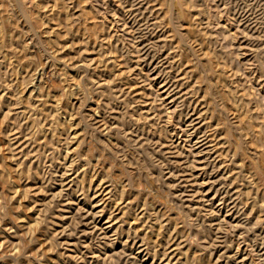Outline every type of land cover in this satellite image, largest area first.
Here are the masks:
<instances>
[{"label": "rangeland", "instance_id": "obj_1", "mask_svg": "<svg viewBox=\"0 0 264 264\" xmlns=\"http://www.w3.org/2000/svg\"><path fill=\"white\" fill-rule=\"evenodd\" d=\"M85 1H86L85 4L83 2V4H81V5L86 9L87 14H86L85 18H82L80 20L72 18L73 24H74L72 27V29H73L72 34L75 36V35H77L76 31L78 32L79 30H85L87 27L93 26L94 29H92V27H90V30L91 29L95 30V32L98 33L99 35L101 32V34L105 35L106 39L109 38V40L111 41L110 42L107 39L108 45L107 44L104 45V46H107L108 48L105 47V49H104L102 47V49H103L102 52L104 54L103 56H105L106 59L114 57V58H117L116 60H118V58L119 59L122 58L121 60H123L126 56H128V58H129L128 60L130 61V63H132L133 66L136 67L135 69H136V72L138 73L137 79H133L131 77L130 78L126 77L124 79L116 78L115 77L116 74H119V72H120V70L118 68L119 66L117 67V66H114L112 64L108 65L107 62L105 61L106 60L105 58L103 59L102 63H100V66H99L100 69H98L99 71L98 70L95 71L93 69V67H88V68L84 67L85 70H83V67L81 66L82 62H78L80 64H78L76 62V60L78 59V57H75L76 53L74 54L73 51L70 52L71 51L70 50L71 48L69 45L70 44V42H69L70 36L69 37H68V35L65 36V34L63 33L64 35L63 34L62 35L65 36L66 38L63 37V39H60L62 37V35H60L59 39H55L52 35L50 36L46 32L48 30V28L51 26V23H48V25L42 24V23H40V22H42L41 19H40V22H37L38 24L36 23L35 18H37V16H39L41 18V14L43 13L41 11H44L41 9V6H40V9L37 5L26 6L27 10L23 11L21 9L20 5L17 2H15L14 0H12V1L0 0V7H1L0 8V14H1L0 15V35H2V36H0V40H1V38H3V40L8 42V43L3 42L4 43L3 45L0 44V46L2 47V48L0 47V81H1L0 85L2 84V86H3V87L1 86L2 88H0L1 89L0 95L1 94L2 95L8 94L9 97L6 95L8 98V99L7 98L5 99L6 102H12L13 101L12 100L13 95H16L17 97L19 96L20 100L18 98L17 99L20 102H22V105L19 104L17 106V107H20V108H18L19 110L14 109V111H12L11 116L9 117V118H12V119H10V123L8 122V124H11V126L6 124L7 123L5 120L6 118L3 119L4 114L8 111V107H6V104H3V105L0 104V124L2 122V119L5 121V123L3 121L2 124L0 125L2 127V128L0 127V129H2V130H0V178H1L0 179V245H2V246H0V264H40V263L41 264H45V263L57 264L58 262H56V261L53 262V261L54 260H60V259H62L61 260L62 262L58 263V264H64V263L68 264V262L66 260V254H68V250H67L66 246L65 245L63 246V243L61 245L60 242H59V244H56L58 241H61V240L57 239L58 237L54 236V234H53L54 233V230H53L54 227H51L49 225L50 223H48V225H47V222H51L50 216L48 218V215L42 214V213L40 214L39 208H41V207L40 206L38 207L36 205L35 201H33V200H36L35 197L26 196L27 197L26 198L24 196V192H22L23 190L20 191V189H22V186H24L27 183L28 180H26V179H29V178L26 174H21L22 177L19 178L20 175L16 171L17 169H16V166L14 165L15 163L13 162L12 159H10L11 157H9L11 155V152L9 151V148H8L9 147V143H8L9 136H7L8 135L7 133H9V131L12 130L13 127L15 128V124H13L11 122V120H13V118H16L18 123L20 122L21 124H23V122H25L23 124L24 125L23 130L26 127L25 128L26 131L24 130L23 134H28L29 140L31 143V145L28 148V151L31 150L30 152H32V153H30V155H32V156L29 157L30 159L29 158L26 159L25 156L23 158H25V160H27L30 164L32 163V165H35V164H36L35 166L38 165L39 168L42 169V173H44L43 176H46V177L49 175L48 165L50 164L51 160H54V162H56L55 163L56 165L62 164L64 161L63 157L65 156V154L67 152V145H69L71 143L72 145L70 144L71 146L70 147L68 146V148H70V151H74V149L72 150V148L73 147L75 148V146H77L79 140H82L83 142L81 144L82 145L84 144V145L82 146L80 144V146H79V148L81 147L80 149L75 148V151L78 150L77 153L74 151L72 154H70L73 157H75L76 155L78 156V158H77V159H79L78 162H81V163H77V168L79 166H81L80 170L82 171L85 169L83 172H86V173H82L80 171L82 173L81 177L84 175V182H83V179L81 180V177H80V180L83 183L80 181L79 184L84 186V187L86 186L87 189L89 188V185L92 186L93 188H95V186L98 183H100L102 179H104V181H107L108 182L107 184H112L114 186L115 191L113 190V196H111L110 199L107 198L105 200L106 203L109 204L108 205L109 209L107 210L106 216H109L111 214V211L115 208V205L117 202L120 204V203H123L124 200H125V202L123 203L122 206L128 205L127 206V212L131 211V212L127 213L129 215H126V217H128V219L125 217L124 218L125 222L124 223L121 222L122 226H123L122 232H121V229H119L118 234L124 235L123 233H126L127 232L126 230H128L129 228H130L131 232L133 233L134 229L140 228L139 233H142L141 235L146 234V238H147L149 244L152 245V243H153L154 244L153 248H155L156 251L158 250L157 251L158 254L156 257L147 256L143 261H142V255L143 254L140 253V255H139L137 250H132V252L129 251L130 252L129 255L131 254V256L129 258H127L126 256L121 257L120 255H118V257H117V255H116L115 258H112V259H114L113 263L115 261L114 264L118 263V261H119L118 264H125V262H123L124 260L126 261V264L133 263L134 261L137 262L138 264H142V262H146V264H151L153 261H154L153 264L160 263V261L163 257L162 255L165 252V249L168 248V244H167V247L165 245L166 240H169V241H167V242H169V247H170V245L172 246L174 243V241H172L173 238H171V237H173L172 236L173 235L172 230L176 226L175 225L176 221H174V219L172 218L173 221L171 219L170 224L167 227L166 226L163 227V229H164V231H163V229L160 228L161 227V221L164 220L165 218L168 219V217H177V216H180L181 220L183 219L184 222L189 224V225L188 224L182 225L180 223V226H184L183 228L182 227L179 228V226H178V229H180V231H181L179 235L184 236V240H185V242L181 245L179 252H178L179 253L178 255H180V256L179 257H178V255L176 256V259H178V258L181 259V260L179 259L181 261L180 264H194L195 261L197 262L195 264H225V263L226 264H264V258H263L264 257V252H263L264 251V214H263L264 213L263 212L264 211V203H263V207L260 208V206H258V205L262 204L261 199L260 198H257V200L253 199L255 197V193L257 191L256 187H258L259 190L261 189V191H260L261 193L264 191V178H263L264 177V174H263L264 173V165H263L264 164V137H263L264 132L262 131V130H264L263 129V127H264V116H263L264 115V0H185L187 3V6H188V8H187L188 9L187 10L188 15L186 17V24L187 25L192 24L195 29L199 30L198 33L200 32L199 34L201 35V39L203 42L202 44H204L203 45L204 50L207 51V57H209L211 59L210 60L209 58H207V60L209 59L210 61H212V63H210V61L207 63H205L206 61H201L202 63L200 62V60L193 54L192 49L195 46V44L193 42H191V40L188 39V41H187V39H186V41L184 40L181 42V45L183 46L181 50H182L183 60L185 61V63H187L188 61L189 62L192 61V62H190V64L194 66L195 63H193V62L196 61V65L194 67H195V69H197V71H199V72H197L195 70L196 75L197 76L200 75V79L201 78L203 79V80L201 79L202 83H200L201 84L200 88L202 86V88L200 89L201 92H203L207 88L206 87L207 85H208V87H210V88H207L208 93L210 94L207 96V97H209L207 99L208 100L210 99L209 101L212 100L211 101L212 104L210 106L211 107L210 108L211 109L210 110V116H212L213 123L217 124L218 121H222V123L225 122L227 124V125H225L224 130L227 131V129H228V133L230 132L229 137L231 136L230 138H228V140L230 139L229 140L230 142L227 141L229 143V144L227 143V145H229L228 146L229 149L231 148L230 149V155L232 153V155L230 156L231 159L229 162L230 167L236 173H238L240 171H241V173L243 172L242 174L238 173L239 175L241 174L240 175L241 182L244 183L243 184L244 188L248 187L250 189V193L252 194V195L250 194V196H252L253 198H251V197L249 198L248 194H247L248 196L246 194L242 195L243 193L240 195L237 191L234 192L233 190H231V192H230V189H231V187H230L231 183L230 182H228V184L230 183L229 184L230 186L227 183H224V185L219 184V185L211 188L212 190L210 189V187H206L204 189L199 188V191H198V188L196 187V188H194V190L191 191L192 194H191V192L188 191V193L186 192L187 195H184L182 197L179 195V192L174 191V189L171 187L172 183L169 182V180H168V173L172 170H176L177 168H175V165L171 162L172 160H169V157H171V156H168V154H166L165 152H164V154H163V152H162V154L161 153L158 154V152H156V150L158 149L157 144H153V145L149 144L143 150V148H137L133 143H129L130 139L128 137L125 138L122 135L125 133H120V131L118 132L116 130H112V131H108V132H107V130L101 131L100 129H98L96 127V125L93 123L94 121L91 119L92 118L91 115L93 114V112L89 108L92 106H95L97 99L101 98L102 95H101L100 89L97 87L98 83L97 82L95 83V81L101 80L102 82H104V81L106 82L108 80H111L112 85L110 84V91L113 95V99H115L116 97L118 99H121L119 102L117 99V101H116V104H118L117 106L121 107L122 109L126 108V111L124 109H123V111L126 112V116H127V118H126V128L127 129L129 126H131L130 127L131 129L133 128L132 130H136V128H138V126L140 129H142L144 126L145 129L151 130L152 132L155 133V135H154L155 139H157L158 137H161V138L164 137L166 139H169L171 137L170 139H172V140L174 139L176 144L179 146V149L181 150L182 160L187 161V162L189 160V162H190V164L188 165L189 169L190 170L195 169L194 173L196 176L199 175L200 179L201 178L209 179L212 176L211 174L215 170V167L211 163H209V161L207 159L204 158L205 157L204 154L198 156L199 155L198 154L199 147H197V146H199V145H197L195 141H196V138L199 135V133H197V131L194 132L195 131L194 126H192L191 122L189 123V117H188V114L186 111L187 110L186 107H187L188 103L186 105H185V103L183 104L182 100H180V95L178 96V95L174 94L173 91H172L173 93L170 92V90L167 87H165L166 86L165 84H167V82H169V80L171 81V80L176 79L177 78L176 73L178 72L177 73V75H178L180 72V64H179V59H178V58H180V56H178L180 54H178L176 56H175V54H173V50H172L173 42L167 41L166 43H162L160 41V39H159L160 37L158 34H160L161 27L163 29V25L159 26L160 24L157 23L158 22V15H157L156 9L154 8L155 9L154 10L152 7V11L154 10L152 12L151 6H147L146 4L142 5V3L140 5L141 0L140 1H138V0H121V1L120 0H85ZM57 2L58 3L56 6V9H55V12H59V9L60 10L62 9L61 10L62 12L61 11L59 12L62 14V13H64L65 10L69 9V11H70L69 13H73V11L76 10L75 8L73 9V7H68L70 5L62 3V0H57ZM14 3H16V4H14ZM134 4H135V6H134ZM64 5H66V6L63 8ZM136 6H137V8H136ZM141 6H142V8H140ZM10 9H13V10H10ZM136 9L138 10L139 13L137 12ZM144 9H146V11L147 10L148 11L146 12ZM173 9L171 10V15H170L171 17L169 16L166 20V24H168V26L172 25L171 23H174L176 20V17H173V16H175L176 11ZM6 10H8L9 12L11 11V12L9 13ZM29 11H30V13H29ZM142 11H145V14ZM173 11H174V13H173ZM66 12H68V11H66ZM149 13L150 14L152 13L151 14L152 16H150ZM42 15H44V14H42ZM189 15H190V17H189ZM6 16H7V18H6ZM34 16H35V18H34ZM155 16L157 17V19H155L156 18ZM86 18H87V20H86ZM170 19H171V21H170ZM45 20H47V17H45L43 19V21H45ZM153 20H155L156 22L152 23ZM94 22H95V24H94ZM145 22H146V25H145ZM33 23H34V25H33ZM93 24L95 25V27ZM153 24H154V26H153ZM98 25H100V26H98ZM123 26H125V27L123 28ZM138 26H140V27H138ZM45 27L47 30L45 29ZM146 27L148 30L145 29ZM39 29H41V30H39ZM75 29H77V30H75ZM146 30H147V32H146ZM154 30L156 31L155 35L153 34L155 32ZM146 33H147V36H145ZM150 34H151V36H150ZM143 35H144V37H143ZM152 35L154 38L152 37ZM3 36L5 37V39ZM16 36H18V38ZM47 38L51 43L46 40ZM140 38H142V40H140ZM144 38H147V40ZM154 39H155V41L156 40L157 41L155 42ZM134 40H135V42H134ZM11 41H13V42H11ZM60 41L64 43V46L69 45L68 48H70V49H68L66 46L63 47L62 46L63 43H61ZM150 41H151V43H150ZM152 41H154V42H152ZM147 42L149 44H146ZM0 43H2V40ZM11 43H13L12 46L10 45ZM56 43H58L59 45ZM152 43L154 46L152 45ZM101 44H103V42H101ZM144 44H145V46H143ZM158 44H159V46H158ZM161 44H163V45L161 46ZM23 45L25 48L23 47ZM155 45H157L159 48L161 47L162 49L161 48L159 49ZM169 45H171L172 47ZM14 46H15V48H14ZM148 46H149V48H146ZM63 48H65V50H62ZM156 48H158V50H156ZM1 50H2V52H1ZM66 50H68V53ZM155 50L157 53L155 52ZM56 51H58V52H56ZM61 51L64 53H62ZM141 52H143V53H141ZM148 52H151V55ZM153 52H155V55ZM168 52L169 53L171 52V53L169 54ZM58 53L60 55H58ZM88 53H89L88 56H90L91 58H95V57H93L94 55H91V54H93L92 52L89 51ZM145 54H147V56ZM157 54H158V56H157ZM71 55H73L74 57H72ZM66 56H67V58H65ZM151 56L152 57L154 56V57L152 58ZM163 56L164 57L165 56H171V57H168L167 58L168 60H167ZM58 57H59L60 61L57 60ZM90 57H89V59H91ZM176 57H177V59H176ZM62 58H65L66 60L63 59V61H62ZM74 58H76V59H74ZM144 58H145V60H144ZM162 58H163V60H162ZM160 59H161V61H160ZM169 59H170V61H169ZM69 60L71 61L72 64L70 63ZM172 61H173V63H172ZM175 61H176V63H175ZM161 62H163V64H161ZM203 63H205V64H203ZM29 64H30V66H29ZM101 64H103V65H101ZM169 64H170V66H169ZM197 64H199L198 65L199 67L196 68ZM211 64H212V66H211ZM73 65H76V66L78 65V68L75 69L76 66H73ZM162 65L164 68L162 67ZM167 65L169 67H167ZM175 65H177V66H175ZM1 67H3V68H1ZM57 67H58V69H57ZM113 67H114V69H113ZM175 67L179 71H177ZM116 69H118V70H116ZM161 69H164V71ZM168 69L170 71H172L173 73L170 72ZM157 70L158 71L160 70V74H158L159 72ZM211 70H214V71H211ZM59 71H61V73ZM67 71L69 72V74L70 73L71 74L69 75ZM116 71H118V72H116ZM62 72H64V73H62ZM98 72H99V74H98ZM151 72H152V74H151ZM163 72H164V74H163ZM221 72L223 73L222 75H221ZM61 74L62 75L65 74L66 77L65 76L62 77ZM74 74L76 75L75 77H77V78L73 77ZM102 74H104V75L106 74V75L104 76ZM156 74H157V76L159 75L158 78L157 77L155 78ZM213 74L215 76L217 75V77L220 80L219 81V87L223 88V89L221 88V90L223 92L222 96H224V98L222 97L223 100H221V98H220L221 96L217 93L216 87L214 86V88H212L213 86H210V85H212L210 78ZM166 75H167V78H166ZM109 76H110V78H113V79L108 78ZM162 76H164V77H162ZM168 76H170L171 79H169ZM171 76H173V77H171ZM201 76H203V77H201ZM103 77L107 78V80L105 78L103 79ZM114 77L116 79H118V81L121 83L116 81V79H114ZM152 77H154L155 79H153ZM68 78H70V79H68ZM71 78H72V80H71ZM221 78L223 81L221 80ZM74 79H76L77 81ZM93 79H94V81H93ZM204 79H206V81ZM122 80H125L126 82L123 81V83H122ZM113 81L117 82V83L113 84ZM208 81H210V82H208ZM74 82L78 85L74 84ZM163 82H165V84H163ZM204 82H206V83L204 84ZM224 82L227 85L223 84ZM6 83L11 84V85L10 86L8 85V87H5V85L7 86ZM221 83H222V86H221ZM74 85H76V89H75ZM128 85H132V87H135V86L139 87L141 91H144V93H146L145 98L142 101H139L133 95H130V96L125 95V96H127L126 98H125V96H123V97L120 96V91H118V88H120V87L124 88L125 86L127 87ZM77 86H78V89H81V90H77ZM140 86H142V87H140ZM223 86L225 87V90H224ZM9 88H12L13 90L12 89L9 90ZM116 88H117V92L115 91ZM2 89H4V90H2ZM33 89H34V91H33ZM113 89H115V90H113ZM5 90L6 91L8 90L7 91L8 93ZM48 90H51L52 92H50ZM53 90L55 91L56 99L53 96V94L51 95V93L54 92ZM74 90L77 92H75ZM97 90H99V92ZM112 90L115 92H113ZM119 90H121V89H119ZM166 90H168L170 93ZM12 91H14L15 94ZM30 91L31 92L33 91L32 96H34L37 99L35 101V98L33 97L35 103L38 104L39 101L41 102L40 105L38 104L36 110H33L31 112L29 111L31 109L29 107H27V105H26L27 103L25 100L27 98V96L30 94ZM56 91H58V93ZM79 91H80V93H79ZM162 91H164V92H162ZM82 92L84 93L85 96H87V98L83 95ZM61 93H62V95H61ZM65 93H66V95L68 94L67 97H66V95H65V97L63 96ZM114 93L115 94L117 93L118 95L116 94L117 96L116 95L114 96ZM244 94H245V96H244ZM78 95L79 96L83 95V96L80 98ZM217 95H219V97ZM49 96L51 98L53 96L54 100H56V101L54 102L53 99L50 101L51 98L49 99ZM165 96H169V97H165ZM173 96H174V98H173ZM24 97H25V99H24ZM83 97H85V98H83ZM57 98H60L61 100L60 99L57 100ZM123 98H125V100ZM127 98H129V99H127ZM171 99L173 101H171ZM231 99H233L234 101H232ZM75 100H77V102H75L76 105L74 104ZM132 100L134 103L132 102ZM224 100L227 102H225ZM80 101H81V103H79ZM83 101H85V105H84ZM93 101H95V102H93ZM136 101H137V103H136ZM178 101H179V103H178ZM223 101H224L225 105H224ZM53 103L57 104V106H56L57 108L54 109L52 107ZM138 103H140V104H138ZM61 104L64 108L61 106ZM80 104L84 106V107L82 106L83 107L82 109H81ZM121 104H124V105H121ZM127 104L128 105L133 104V105L128 106ZM176 104H178V105L180 104L179 105L180 107ZM43 105L45 108L41 107ZM71 105H73V108H70V107H72ZM46 106H49V108ZM177 106H178V108H176ZM182 106H184V107H182ZM212 106H214V107L216 106L214 108L215 109V113H213L214 115L211 114L212 112H214V110H212L213 109ZM229 106H231L230 107L231 109H229ZM261 106H262V109H260ZM65 107L66 108L69 107L68 108L69 111ZM235 107H236V109H234ZM24 108L29 109L28 110L29 114L30 113L31 114L29 115L28 111H26V113H25L26 115L24 114L23 116L22 115L17 116V114H14L15 112L20 111V109L23 110ZM152 108H153V110H152ZM173 108H176L177 110L176 109L175 110L177 112H175V110ZM41 109H42V112H41ZM64 109H66V110H64ZM172 109H173L174 113H173ZM254 109H255V112H253ZM76 110H78V112ZM235 110H237L236 112L238 114L235 112ZM54 111H55V114H57V115L59 114L60 118H58L59 116H57V115L55 116V114L53 113ZM59 111H61V113H59ZM144 111L145 112L147 111L148 114L146 115L145 113H143ZM40 112H41V114H40ZM71 112H74L73 115H71L72 114ZM183 112H184V114H183ZM230 112H232V113H230ZM233 112L237 116H243V117L249 119L248 123L249 124L251 123L250 124L251 129H253V131L257 132V133H255L252 131V135L249 136L252 138H249V137L245 138L247 136L244 133H242L241 130H239L238 126L236 127V125H235L236 115ZM43 113L45 115L47 114L46 115L47 119H45L46 117L44 116ZM90 113H91V115H90ZM39 114L41 115V117ZM42 114L45 118L42 117ZM130 114H133V115L130 116ZM139 114H140V116L142 115L144 117V122L141 121L142 123H140V124L137 122V120H138L137 118L139 117ZM154 114H157V115L154 116ZM181 114H182V117H181ZM239 114H241V115H239ZM253 114H255V115H253ZM25 116H27L26 119H24ZM32 116H33V118H32ZM36 116H38V117L36 118ZM71 116H73L74 118ZM185 116H187V117L185 118ZM54 117H55V120H54ZM131 117L132 118L134 117L135 119L134 118L132 119ZM145 117H146V119H145ZM167 117H168V119H167ZM180 117H181V120L178 122ZM27 118H28V120L29 119L30 120L28 121ZM70 118H73L72 121L70 120ZM49 119H51V120H49ZM56 119H58V120L56 121ZM61 119H64V120L62 121ZM21 120H22V122H21ZM39 120H40V122H39ZM127 120H128V122H127ZM31 121H33V122H31ZM44 121H45V123H44ZM58 121H59V123H58ZM67 121H69L70 123H68ZM74 121H76V123L79 122V124L74 123ZM133 121H134V123H133ZM34 122H35V124H32ZM136 122H137V124H136ZM167 122H169V123H167ZM3 123H4V125H3ZM42 123H43V127H42ZM47 123H48V125H47ZM218 123L220 124L221 122H218ZM222 123L220 125H222L224 128L223 124H225V123H223V124ZM252 123H254V124H252ZM69 124H71V125H69ZM5 125H6V127H5ZM50 125H51V127H50ZM76 125L77 126L79 125L78 126L79 128L78 129L75 128L73 130V127H76ZM132 125H134L135 127ZM155 125H156V127H155ZM62 126H64V127H62ZM8 127H10V128H8ZM27 127L31 128V129H28ZM36 127H37V129L39 127H41V128H39L37 130ZM71 127H72V129H71ZM51 128H55V130L51 129ZM43 129H44V131H43ZM50 129H51V131H49ZM84 129H85V131H84ZM179 129H181V130H179ZM256 129H258V130L256 131ZM29 130H31V131H29ZM192 130H193V132H192ZM6 131H7V133H6ZM57 131H58V133H57ZM137 131H138V135L142 134L141 133L142 130L141 131L137 130ZM173 131H174V133H173ZM37 132H39V133H37ZM44 133H46V134L48 133V134L46 135ZM75 133H77V134L79 133L78 134L79 137L77 136L78 139H77V137H76V139L73 138V140H74L73 141L71 139V137ZM32 134H34L35 136ZM50 134H53V135H50ZM67 134L69 135L67 138V140H70L69 144L65 138V137H67ZM256 134L259 136H257ZM5 135L7 137H5ZM30 135H31V138H30ZM45 135L47 136L46 138H45ZM124 136H126V135H124ZM183 137L185 138V140H183L184 139ZM254 137H257V138L254 139ZM6 138H8V139H6ZM44 138H45V140H44ZM53 138H54V140H53ZM32 139H34L36 141H34V140L32 141ZM37 139H38L39 143H36V142H38ZM109 139L113 143L111 142V144H110ZM187 139L188 140L190 139L191 141L190 140L188 141ZM41 140H42V142H41ZM71 140L73 141V143ZM75 140H77V142H75ZM254 140H255L256 145H258V148L260 147L259 150L256 146L252 147L254 145ZM105 141H108L107 142L109 144L108 146H107V143ZM40 142H41V144H40ZM43 142H45V143H43ZM116 142L117 143L119 142L118 144H120L122 147L124 146L123 147L124 149L119 148L118 144L115 145L114 143H116ZM252 142H253V144H252ZM50 143L53 144L54 146L56 145V148H57V144H58L59 147L56 149ZM122 143H123V145H122ZM188 144H191V145H188ZM32 145H33V148H31ZM42 145H43V148H42ZM183 145H184V147H183ZM38 146H39L38 149H40V150L37 149ZM112 146H114V148ZM149 146L152 148H150ZM191 146H192V148H190ZM180 147L181 148L183 147V149H181ZM33 149L37 153H34ZM113 149H114V151H113ZM260 149H261V151L263 150L262 151L263 154L260 153ZM123 150H125V152ZM253 150H254V152H253ZM234 151H236V153H234ZM83 152L86 154V156ZM54 153H55V155H54ZM57 153H59V154H57ZM184 153H186V154H184ZM49 155L51 156V158ZM87 155L88 156L90 155L89 159H86V158H88ZM187 155L189 158L187 157ZM194 155H196V156H194ZM55 156L56 157L58 156L57 157L58 159L61 156L60 159L58 160L59 162L57 161V158ZM52 157H54V158H52ZM200 157L209 163L208 164L209 168L207 167L203 171L200 168H198L199 170H197V167L198 166L203 167L204 165H206L207 162L206 161L204 162V161H202L203 159H201L202 162H199V164H198V159ZM23 158H22V160H23ZM82 158H83V160H82ZM85 159L88 161H86ZM192 159H194V160H192ZM261 159H262V161H261ZM29 160L32 162H30ZM166 162H168V164ZM191 162L196 167L194 165H191L192 164ZM11 163H12V165H11ZM86 163H87V165H86ZM242 163H245V164L243 165ZM81 164H83V165H81ZM237 164H238V166H236ZM251 164H253V166L255 164L254 167L256 169H258L257 171L262 173V174L259 173V175L260 176L263 175V176H261V178L263 180V185L257 186L254 184L253 179L250 177L251 173H249V172H251L249 169L252 166ZM241 165H242V167L244 166L243 167L244 169L241 167ZM84 166H86V168H84ZM211 166L214 168H212ZM210 168L213 171H210L211 170ZM252 168L253 167H251V170H252ZM189 169H188V171H190ZM240 169H242L243 171ZM45 174H47V175H45ZM91 174H92V176L94 174L92 179L90 176ZM75 175H76V173L73 176H75ZM203 175H204V177H203ZM85 176H86V179H85ZM207 176H209V177H207ZM23 179H25V180H23ZM105 179H107V180H105ZM156 179L158 180V182ZM90 181H91V183H90ZM241 182H239L238 185H240ZM30 183H32V182H30ZM169 183H171V184H169ZM116 186H117L118 190L116 189ZM136 186H137V188H136ZM14 188L19 189L16 196L14 194L15 193ZM122 188L125 191L123 197H121L122 196L121 194H123V191H121ZM216 189H219V190L216 191ZM10 190H12V191H10ZM75 191L73 192L71 197L73 198V200H76V202L77 201L82 202V200H84V197L82 194L83 191H81L80 189H78V191H76V192ZM195 191H196V193H195ZM206 191H208L209 193ZM88 192H90L89 193L90 196H92L94 194L93 189L87 191L86 194H88ZM205 192L208 194H205ZM193 193H194V197H198L195 199L194 202L193 201L190 202L193 205V207L196 206V208H194V209H193V207L188 206L189 203L187 201V199L190 200L191 198H193L191 196V195H193ZM176 194H177V196H176ZM76 195H78V196L76 197ZM196 195H198V196H196ZM213 195H214V198L212 197ZM227 195H228V197H227ZM235 195H237V196H235ZM202 196H203V198H202ZM205 196H207V197H205ZM220 196H223L222 197L223 199ZM11 197H13V198H11ZM67 197H69V196H65V199ZM186 197H187V199H186ZM231 197H232V199H230ZM29 198H31V199H29ZM136 199H137V201H136ZM130 200H132V201H130ZM228 200L231 202H228ZM236 200H237V202H236ZM253 200L255 201V203L257 202V204L253 203ZM58 201H57L58 202L57 205H60L61 204V198H59ZM207 202H209V203H207ZM221 202H224V203H221ZM234 204H235V206L233 207ZM177 205H178V208H176ZM197 205H200V206L197 207ZM129 206H130V208L128 210ZM163 206L165 208H168L167 210L171 209V211L169 210L170 212L169 211L167 212L166 217L163 216V214H161L163 217H162V220L160 222H159L160 219L158 220V223H160L159 225L156 223V225H154V227H152V226L149 227L150 224L152 225L154 223V222H150V220L152 221V218L158 216V215L156 216L153 211H155L156 209L161 210L162 208H163L162 210L164 211L165 209ZM143 207L144 208L147 207L145 210L148 209L147 210L148 212L146 211V213H145V210ZM252 207L255 209H254V212L252 214H250L252 209H253ZM57 208H60V206ZM158 208H160V209H158ZM32 209L33 210L35 209L34 210L35 212H33ZM29 210H31V211H29ZM124 210H126V208ZM237 210H238V212H237ZM140 212H143L145 214L141 218H139V220L138 219L135 220L136 217H138L139 215L141 216L143 214V213L140 214ZM231 212H233V213L231 214ZM236 212H237V214H235ZM116 213H118V211ZM175 213H176V215H174ZM219 213H221V214H219ZM38 214H40V215H38ZM67 214H68V216L72 215V213H67ZM153 215H155V216H153ZM259 215L262 217L260 220L261 223H260V221L259 222L256 221V218ZM36 216H40L41 218H43V219L40 218V220H43L46 222L43 223V221H41V224L43 223L42 225L41 224L35 225L36 228L33 227V231H31L33 233H31L22 224L24 222H29V221L31 224H35V222H36L35 220L37 218ZM149 218H150V220H149ZM25 219L28 221H26ZM146 220H148V221H146ZM76 221H78V219ZM76 221L74 220V223ZM217 221L219 223L220 222L222 223V232L220 233V238L218 240V241H220V242H218L219 243L218 245H220L219 246V252H217L216 255H213L212 247L209 248L206 246H208V243L213 238V237L211 238L212 235H211V232L209 231L211 229L210 226L212 224H213V226H217L216 225V223H218ZM143 222H145L146 225L148 224L147 226L145 225L147 228L145 226L143 227V225H144ZM164 224H165V222H164ZM200 225H201V227H198ZM22 226L24 228H22ZM185 226L187 228H185ZM188 226H189V228H188ZM13 227H15V228H13ZM154 228H155V230H154ZM123 229H125V230H123ZM147 229H149V230L147 231ZM198 229H201V230L198 231ZM202 229H204V230L202 231ZM205 229H206V231H205ZM15 230L16 231L18 230V232L20 233L19 234L17 232L19 234V236H21L23 234L21 236V238L23 237L22 239L18 236L17 233L14 234ZM141 230L142 231L144 230V231L142 232ZM149 231H151V232H149ZM184 232H185V234H184ZM207 232H209V233H207ZM13 234H14V236H13ZM195 234H197V236ZM168 235H169V237H168ZM18 237L21 239V242L19 245H18V241L20 239ZM51 237H53V238H51ZM74 237H75L74 238L75 242L76 241L79 242L80 240H82V241H80L81 243H79L80 246L76 250V252H77L76 254L79 255L80 257H78L75 254V256L78 257L76 259L79 260L81 258V256L82 257L85 256L88 260V264H90V263L91 264H96V263L99 264L98 263L99 261L96 262L95 259H89V258H90V256H93L94 253H95V255L98 254V253H96L95 248L98 246V244H100L104 240L96 234L91 235L89 238H83L84 241H87L86 243L83 242V239L78 240V238L80 236L75 235ZM90 238L91 239L93 238V239L91 240ZM10 239H12L13 241L12 240L10 241ZM53 239L55 240L54 245H52V242H51V241H53ZM6 240H7V242H6ZM170 240H171V242H170ZM187 240H189V242ZM14 241L17 243V245ZM98 241H100V242H98ZM88 242H90L89 244L92 247L90 246L87 248L86 246H84V245L88 244ZM11 245L14 247H12ZM155 246H157V247H155ZM53 247H56V248L54 249ZM172 247L174 249V246H172ZM172 247L168 249L169 252L172 251L171 250ZM80 249L81 250L83 249V251L78 252V250H80ZM66 250H67V252H66ZM9 252H11V253H9ZM220 252H222V253H220ZM224 252H226V253L224 254ZM107 253L110 255L112 254L110 246L109 247L107 246L106 249L101 252L102 257H106ZM108 254H107V258L110 256V255L108 256ZM223 254H224V256H223ZM59 255H60V257H59ZM134 255H135V257H134ZM220 255H222V257L219 258ZM234 255H236V256H234ZM237 256H238V258H237ZM234 257H236V258H234ZM240 258L242 260H240ZM50 259H52V260H50ZM197 260H199V261H197ZM215 260H217V261H215ZM49 261H51V262H49ZM111 264H112V262H111Z\"/></svg>", "mask_w": 264, "mask_h": 264}, {"label": "bare ground", "instance_id": "obj_2", "mask_svg": "<svg viewBox=\"0 0 264 264\" xmlns=\"http://www.w3.org/2000/svg\"><path fill=\"white\" fill-rule=\"evenodd\" d=\"M9 1V0H8ZM10 1H12V0H10ZM15 2H17L19 5H20V7H21V9L24 11V10H27L26 8V6H31V5H37L38 7H39V9H40V6H41V9L42 10H44V11H41V12H43L42 14H44V15H42L41 13V18L39 17V16H37V18H35V16H34V18H35V20H36V23L37 22H40V19L42 20V22H40V23H42V24H47L48 25V23H51V26L48 28V30L46 29V27H45V29L47 30L46 32L51 36H53L55 39H59V37H60V35H62L63 33L65 34V36L66 35H68V37L70 36V39H69V42H70V48H68V46L69 45H65L68 49H70L71 51L70 52H74V54L76 53V56L75 57H78V59L76 60V62L78 63V62H82V67H83V70H85L84 69V67L85 68H88V67H93V69L96 71V70H98V69H100L99 68V66H100V63H102V61H103V59L105 58V56H103L104 54H103V52H102V47L105 49V47H107V46H104L105 44H107V39H108V41H110L109 40V38H107L106 39V37H105V35L104 34H101V32H100V35L98 34V33H96L95 32V30H92V29H94L93 28V26H90V27H92V29L90 30V27H87L85 30H79L78 32L76 31V34L77 35H73L72 34V27H73V19H82V18H85V16H86V14H87V12H86V9L81 5V4H83V2H84V4H85V0H62V3H65V4H67V5H70V6H68V7H73V9L75 8L76 10L75 11H73V13H69L70 11H69V9L68 10H65L64 11V13H59L61 10L59 9V12H55V9H56V6H57V0H14ZM121 1V0H120ZM138 1H140V0H138ZM137 1V2H138ZM139 3V2H138ZM141 3H142V5L143 4H146L147 6H151V11H152V7H153V9L155 8L156 9V12H157V15H158V22L157 23H159L160 25L159 26H161V25H163V29H162V27H161V30H160V34H158L159 35V39H160V41L162 42V43H166L167 41H171V42H173V48H172V50H173V54H175V56L176 55H178V54H180V55H178V56H180V58H178L179 59V64H180V72H179V74L177 75V73H176V76H177V78L176 79H174V80H169V79H171L170 78V76H168L169 77V82H167V84H165V82H163V84H165L166 86L165 87H167L169 90H170V92H174V94H176V95H180V100H182V103L184 104L185 103V105L188 103V105H187V107H186V111H187V114H188V117H189V123L191 122V124H192V126H194V129H195V131L194 132H196L197 131V133H199V135L197 136V138H196V144L197 145H199V146H197V147H199V151H198V156H200V155H202V154H204V158L205 159H207L208 161H209V163H211L214 167H215V170H214V172L211 174L212 176L209 178V179H205V178H201L200 179V177H199V175L198 176H196L195 175V169H189V164H190V162H189V160H188V162L187 161H183L182 160V157H181V150L179 149V146L176 144V142L174 141V139L172 140V139H166V138H161V137H158L157 139H155V137H154V135H155V133L154 132H152L151 130H147V129H145L144 128V126H143V128L142 129H140L139 128V126H138V128H136V130H132L130 127L131 126H129L128 127V129L126 128V118H127V116H126V108L124 109L125 111H123V109L121 108V107H119V106H117L118 104H116V101H117V97L115 98V99H113V95H112V93H111V91H110V84L112 83V81L111 80H108V81H104V82H102L101 80H99V81H95V83L97 82L98 83V88L100 89V92H101V98H99V99H97V102H96V104H95V106H92V107H90L89 109L93 112V114L91 115V113H90V115L92 116V120L94 121L93 123L96 125V127L98 128V129H100L101 131L102 130H107V132L108 131H112V130H116V131H120V133H125V134H122L123 135V137H128L130 140V142L129 143H133L137 148H143V150L145 149V147L146 146H148L149 144H157V147H158V149L156 150V152H158V154L159 153H161L162 154V152H163V154H164V152L166 153V154H168V156H171V157H169V160H172L171 162L175 165V168H177L176 170H172V171H170L169 173H168V180H169V182H171L172 183V188L174 189V191H177V192H179V195L180 196H184V195H187L186 194V192L188 193V191L189 192H191L192 190H194V188H198V191H199V188H201V189H204V188H206V187H210V189L211 188H213V187H215V186H217V185H219V184H223L224 185V183H227L228 184V182H230L229 184L231 185H229L230 187H231V189H230V192H231V190H233L234 192H238L240 195L242 194V195H244V194H248L249 195V198L251 197V198H253L252 196H250V189L248 188V187H245L244 188V183H242L241 182V177H240V175L243 173H241V171L240 172H238V173H241L240 175L238 174V173H236V172H234L232 169H231V167H230V156L232 155V153H231V155H230V149H229V145H227V143L228 142H230L229 140H228V138H230L229 137V133H228V129H227V131H225L224 129H225V125H227L225 122H223V123H225V124H223L222 123V121H218V122H221L223 125H224V128H223V126L222 125H220L217 121V124H214L213 123V119H212V116H210V106H211V101H209L207 98H209V97H207L208 95H210L209 93H208V90H207V88H210V87H208V85L206 86L207 88L203 91V92H201V88H202V86H201V88H200V83H202V81H201V79H200V75H196V71H197V69H195V65H196V61L195 62H193V63H195V65L193 66V65H191L190 64V62H192V61H188L187 63H185V61L183 60V55H182V45H181V42L182 41H186V39H187V41H188V39L189 40H191V42H193L194 44H195V46L193 47V54L200 60V62L201 61H206L205 63H207V62H209L211 59L209 58V57H207V51L206 50H204V47H203V45L204 44H202L203 42H202V39H201V35L198 33V31L199 30H197V29H195L194 27H193V25L191 26V25H187L186 24V17H187V15H188V13H187V8H188V6H187V3H186V1L185 0H141V2H140V5H141ZM3 4V3H2ZM14 4H16V3H14ZM17 4V5H18ZM114 4V3H113ZM137 4V3H136ZM123 5V4H122ZM3 6V5H2ZM10 6V5H9ZM12 6V5H11ZM66 5H64L63 6V8L65 7ZM134 6H135V4H134ZM194 6V5H193ZM14 7V6H13ZM124 7V6H123ZM1 8V7H0ZM18 8V7H17ZM60 8V7H59ZM62 8V7H61ZM135 8V7H134ZM136 8H137V6H136ZM140 8H142V6L140 7ZM146 8V7H145ZM174 8V9H173ZM29 9V8H28ZM37 9V8H36ZM58 9V8H57ZM147 9V8H146ZM146 9H144L145 11H146ZM154 9V10H155ZM175 10L176 11V13H175V16H173V17H176V20H175V22L174 23H171L172 25H170V26H168V24H166V20H167V18L171 15V10ZM203 9V8H202ZM10 10H13V9H10ZM19 10V9H18ZM21 10V11H22ZM125 10V9H124ZM137 10V9H136ZM142 10V9H141ZM153 10V11H154ZM6 11H8V10H6ZM36 11V10H35ZM38 11V10H37ZM66 11H68V12H66ZM145 11H142V12H144V14H145ZM148 11V10H147ZM146 11V12H147ZM150 11V10H149ZM152 11V12H153ZM9 12V11H8ZM11 12V11H10ZM9 12V13H10ZM16 12V11H15ZM32 12V11H31ZM62 12V11H61ZM137 12H138V10H137ZM4 13V12H3ZM2 13V14H3ZM21 13V12H20ZM29 13H30V11H29ZM139 13V12H138ZM173 13H174V11H173ZM209 13V12H208ZM7 14V13H6ZM15 14V13H14ZM23 14V13H22ZM136 14V13H135ZM150 14V13H149ZM152 14V13H151ZM150 14V16H152ZM1 15V14H0ZM90 15V14H89ZM197 15V14H196ZM133 16V15H132ZM143 16V15H142ZM45 17H47V20H45V21H43V19L45 18ZM136 17V16H135ZM156 17V16H155ZM171 17V16H170ZM189 17H190V15H189ZM196 17V16H195ZM6 18H7V16H6ZM73 18V19H72ZM137 18V17H136ZM152 18V17H151ZM17 19V18H16ZM148 19V18H147ZM155 19H157V17L155 18ZM84 20V19H83ZM86 20H87V18H86ZM99 20V19H98ZM143 20V19H142ZM33 21V20H32ZM93 21V20H92ZM170 21H171V19H170ZM3 22V21H2ZM86 22V21H85ZM154 22H156L155 20H153V22L152 23H154ZM39 23V24H40ZM103 23V22H102ZM149 23V22H148ZM188 23V22H187ZM38 24V23H37ZM81 24V23H80ZM94 24H95V22H94ZM93 24V25H94ZM99 24V23H98ZM144 24V23H143ZM150 24V23H149ZM189 24V23H188ZM33 25H34V23H33ZM134 25V24H133ZM145 25H146V22H145ZM144 25V26H145ZM156 25V24H155ZM79 26V25H78ZM98 26H100V25H98ZM128 26V25H127ZM153 26H154V24H153ZM48 27V26H47ZM80 27V26H79ZM94 27H95V25H94ZM97 27V26H96ZM125 26H123V28H124ZM138 27H140V26H138ZM137 27V28H138ZM44 28V27H43ZM153 28V27H152ZM155 28V27H154ZM80 29V28H79ZM84 29V28H83ZM145 29H147V27L145 28ZM156 29V28H155ZM39 30H41V29H39ZM75 30H77V29H75ZM74 30V31H75ZM98 30V29H97ZM101 30V29H100ZM99 30V31H100ZM148 30V29H147ZM147 30H146V32H147ZM152 30V29H151ZM3 31V30H2ZM73 31V32H74ZM93 31V32H92ZM102 31V30H101ZM131 31V30H130ZM155 31V30H154ZM44 32V31H43ZM98 32V31H97ZM104 32V31H103ZM132 32V31H131ZM140 32V31H139ZM115 33V32H114ZM152 33V32H151ZM202 33V32H201ZM14 34V33H13ZM45 34V33H44ZM47 34V35H48ZM63 34V35H64ZM154 35L156 34V31L153 33ZM62 35V37L60 38V39H63V37L64 38H66L65 36H63ZM122 35V34H121ZM133 35V34H132ZM142 35V34H141ZM149 35V34H148ZM0 36H2V35H0ZM145 36H147V33H146V35ZM150 36H151V34H150ZM4 37V36H3ZM12 37V36H11ZM15 37V36H14ZM17 38H18V36H16ZM47 37V36H46ZM49 37V36H48ZM57 37V38H56ZM140 37V36H139ZM143 37H144V35H143ZM142 37V38H143ZM152 37H153V35H152ZM7 38V37H6ZM142 38H140V40H142ZM154 38V37H153ZM4 39H5V37H4ZM14 39V38H13ZM144 39H146L147 40V38H144ZM1 40H2V43H0V44H4L3 42H6L5 40H3V38H1ZM1 40H0V42H1ZM7 40V39H6ZM15 40V39H14ZM17 40V39H16ZM48 42H50L49 40H48V38L46 39ZM53 40V39H52ZM68 40V39H67ZM63 41V40H62ZM123 41V40H122ZM138 41V40H137ZM136 41V42H137ZM154 41H155V39H154ZM154 41H152V42H154ZM157 41V40H156ZM155 41V42H156ZM159 41V40H158ZM204 41V40H203ZM11 42H13V41H11ZM55 42V41H54ZM61 42V41H60ZM64 42V41H63ZM63 42H61V43H63ZM101 42H103V44H101ZM111 42V41H110ZM134 42H135V40H134ZM141 42V41H140ZM6 43H8V42H6ZM10 43V42H9ZM51 43V42H50ZM60 43V44H61ZM150 43H151V41H150ZM184 43V42H183ZM12 44L13 43H11L10 45L12 46ZM27 44V43H26ZM56 44H58V43H56ZM146 44H149L148 42L146 43ZM171 44V43H170ZM192 44V43H191ZM193 44V45H194ZM59 45V44H58ZM108 45V44H107ZM142 45V44H141ZM152 45H153V43H152ZM163 44H161V46H162ZM48 46V45H47ZM63 47H65L64 46V43H63V45H62ZM132 46V45H131ZM143 46H145V44L143 45ZM154 46V45H153ZM155 46H157V45H155ZM158 46H159V44H158ZM157 46V47H158ZM169 46H171V45H169ZM1 47V46H0ZM23 47H24V45H23ZM56 47V46H55ZM92 47V48H91ZM172 47V46H171ZM2 48V47H1ZM11 48V47H10ZM14 48H15V46H14ZM25 48V47H24ZM51 48V47H50ZM108 48V47H107ZM145 48V47H144ZM146 48H149V46L148 47H146ZM159 48V47H158ZM158 48H156V50H158ZM161 48V47H160ZM159 48V49H160ZM162 49V48H161ZM165 49V48H164ZM169 49V48H168ZM167 49V50H168ZM59 50V49H58ZM62 50H65V48H63ZM140 50V49H139ZM138 50V51H139ZM152 50V49H151ZM150 50V51H151ZM156 50H155V52H156ZM19 51V50H18ZM23 51V50H22ZM55 51V50H54ZM67 51V53H68V50H66ZM92 52L93 54H91V55H94L93 57H95V58H91L90 56H88V52ZM106 51V50H105ZM104 51V52H105ZM141 51V50H140ZM139 51V52H140ZM149 51V50H148ZM171 51V50H170ZM1 52H2V50H1ZM11 52V51H10ZM17 52V51H16ZM56 52H58V51H56ZM62 52V51H61ZM60 52V53H61ZM138 52V53H139ZM155 52H153L154 53V55H155ZM159 52V51H158ZM161 52V51H160ZM165 52V51H164ZM172 52V51H171ZM170 52V53H171ZM22 53V52H21ZM62 53H64V52H62ZM141 53H143V52H141ZM150 55H151V52H148ZM157 53V52H156ZM169 53V52H168ZM167 53V54H168ZM169 53V54H170ZM54 54V53H53ZM56 54V53H55ZM113 54V53H112ZM140 54V53H139ZM161 54V53H160ZM58 55H60L59 53H58ZM65 55V54H64ZM106 55V54H105ZM109 55V54H108ZM126 55V54H125ZM138 55V54H137ZM146 56H147V54H145ZM162 55V54H161ZM164 55V54H163ZM172 55V54H171ZM72 57H74L73 55H71ZM145 56V57H146ZM157 56H158V54H157ZM192 56V55H191ZM89 57L91 58V59H89ZM111 57V56H110ZM152 57V56H151ZM154 57V56H153ZM152 57V58H153ZM164 57V56H163ZM168 57H171V56H165L164 58L165 59H167ZM65 58H67V56L65 57ZM65 58H62V61H63V59H65ZM156 58V57H155ZM175 58V57H174ZM193 58V57H192ZM191 58V59H192ZM207 58H209L208 60H207ZM7 59V58H6ZM74 59H76V58H74ZM106 59V58H105ZM117 58H109V59H106L105 61L107 62V64L109 65V64H112V65H114V66H119L118 68H119V70H120V72H119V74H116V78H122V79H124V78H126V77H131V78H133V79H137V72H136V67L135 66H133V64L132 63H130V61L128 60L129 58H128V56H126L123 60H121V59H119L118 58V60H116ZM147 59V58H146ZM176 59H177V57H176ZM189 59V58H188ZM190 59V60H191ZM14 60V59H13ZM54 60V59H53ZM57 60H59V57L57 58ZM66 60V59H65ZM144 60H145V58H144ZM152 60V59H151ZM162 60H163V58H162ZM168 60V59H167ZM24 61V60H23ZM33 61V60H32ZM55 61V60H54ZM60 61V60H59ZM70 61V60H69ZM104 61V62H105ZM132 61V60H131ZM153 61V60H152ZM159 61V60H158ZM160 61H161V59H160ZM166 61V60H165ZM169 61H170V59H169ZM187 61V60H186ZM216 61V60H215ZM9 62V61H8ZM151 62V61H150ZM149 62V63H150ZM15 63V62H14ZM70 63H71V61H70ZM169 63V62H168ZM172 63H173V61H172ZM175 63H176V61H175ZM192 63V64H193ZM202 63V62H201ZM205 63H203V64H205ZM210 63H212V61H210ZM209 63V64H210ZM23 64V63H22ZM72 64V63H71ZM78 64H80V63H78ZM161 64H163V62H161ZM28 65V64H27ZM67 65V64H66ZM70 65V64H69ZM101 65H103V64H101ZM137 65V64H136ZM160 65V64H159ZM199 64H197V66H196V68L197 67H199L198 66ZM19 66V65H18ZM23 66V65H22ZM29 66H30V64H29ZM32 66V65H31ZM73 66H76V65H73ZM111 66V65H110ZM138 66V65H137ZM150 66V65H149ZM154 66V65H153ZM158 66V65H157ZM156 66V67H157ZM169 66H170V64H169ZM168 65H167V67H169ZM172 66V65H171ZM175 66H177V65H175ZM207 66V65H206ZM211 66H212V64H211ZM223 66V65H222ZM54 67V66H53ZM160 67V66H159ZM162 67H163V65H162ZM1 68H3V67H1ZM18 68V67H17ZM28 68V67H27ZM26 68V69H27ZM30 68V67H29ZM76 68H78V65L75 67V69ZM116 68V67H115ZM158 68V67H157ZM164 68V67H163ZM176 68V67H175ZM16 69V68H15ZM14 69V70H15ZM57 69H58V67H57ZM73 69V68H72ZM105 69V68H104ZM111 69V68H110ZM113 69H114V67H113ZM112 69V70H113ZM174 69V68H173ZM179 69V68H178ZM68 70V69H67ZM82 70V69H81ZM116 70H118V69H116ZM161 70H163L164 71V69H161ZM169 70V69H168ZM172 70V69H171ZM176 70H177V68H176ZM196 70V71H195ZM58 71V70H57ZM62 71V70H61ZM61 71H59L60 73H61ZM90 71V70H89ZM99 71V70H98ZM158 71V70H157ZM170 71V70H169ZM177 71H179V70H177ZM211 71H214V70H211ZM6 72V71H5ZM36 72V71H35ZM68 72V71H67ZM75 72V71H74ZM84 72V71H83ZM116 72H118V71H116ZM115 72V73H116ZM154 72V71H153ZM159 73L158 74H160V70L158 71ZM170 72H172V71H170ZM197 72H199V71H197ZM210 72V71H209ZM62 73H64V72H62ZM114 73V74H115ZM157 73V72H156ZM166 73V72H165ZM168 73V72H167ZM173 73V72H172ZM215 73V72H214ZM28 74V73H27ZM68 74H69V72H68ZM71 74V73H70ZM69 74V75H70ZM77 74V73H76ZM88 74V73H87ZM98 74H99V72H98ZM113 74V73H112ZM151 74H152V72H151ZM163 74H164V72H163ZM223 73L221 72V75H222ZM60 75V74H59ZM62 75V74H61ZM102 75H104V74H102ZM101 75V76H102ZM106 75V74H105ZM104 75V76H105ZM170 75V74H169ZM219 75V74H218ZM18 76V75H17ZM22 76V75H21ZM65 76V74L64 75H62V77H64ZM76 75L74 74V76L73 77H75ZM96 76V75H95ZM94 76V77H95ZM98 76V75H97ZM100 76V77H101ZM6 77V76H5ZM66 77V76H65ZM72 77V76H71ZM82 77V76H81ZM99 77V78H100ZM114 77V79H116ZM158 78L159 77V75L157 76V74H156V76H155V78ZM162 77H164V76H162ZM161 77V78H162ZM171 77H173V76H171ZM201 77H203V76H201ZM36 78V77H35ZM75 78H77V77H75ZM93 78V77H92ZM105 77H103V79H104ZM108 78H110V76L108 77ZM153 79H155L154 77H152ZM166 78H167V75H166ZM210 78V77H209ZM212 78V79H211ZM211 78H210V80H211V84L212 85H210V86H213L212 88H214V86L216 87V89H217V93L221 96L220 98H221V100H223L222 99V97L224 98V96H222L223 95V92H222V90H221V88L219 87V78L217 77V75L215 76L214 74L211 76ZM224 78V77H223ZM68 79H70V78H68ZM81 79V78H80ZM91 79V78H90ZM106 80H107V78H105ZM110 79H113V78H110ZM118 79H116V81H118ZM71 80H72V78H71ZM74 80H76V79H74ZM97 80V79H96ZM132 80V79H131ZM166 80V79H165ZM203 80V79H202ZM205 81H206V79H204ZM221 80H222V78H221ZM77 81V80H76ZM75 81V82H76ZM93 81H94V79H93ZM121 81V80H120ZM123 81L124 82H126L125 80H122V83H123ZM135 81V80H134ZM145 81V80H144ZM150 81V80H149ZM161 81V80H160ZM223 81V80H222ZM1 82V81H0ZM23 82V81H22ZM74 82V84H76ZM119 82V81H118ZM130 82V81H129ZM208 82H210V81H208ZM8 83V82H7ZM6 83V84H7ZM11 83V82H10ZM13 83V82H12ZM81 83V82H80ZM114 83H117V82H114L113 81V84ZM119 83H121V82H119ZM137 83V82H136ZM206 82H204V84H205ZM127 84V83H126ZM129 84V83H128ZM131 84V83H130ZM145 84V83H144ZM162 84V85H163ZM209 84V83H208ZM223 84H226L225 82L223 83ZM5 85V84H4ZM8 85L10 86L11 84H7V86L5 85V87H8ZM76 85H78V84H76ZM76 85H74L75 86V89H76ZM88 85V84H87ZM112 85V84H111ZM124 85V84H123ZM122 85V86H123ZM161 85V86H162ZM227 85V84H226ZM2 86V84L0 85V88H2L1 87ZM73 86V87H74ZM118 86V85H117ZM131 86V87H130ZM134 86V85H133ZM221 86H222V83H221ZM4 87V88H5ZM12 87V86H11ZM80 87V86H79ZM115 87V86H114ZM120 87V86H119ZM140 87H142V86H140ZM224 87V86H223ZM228 87V86H227ZM226 87V88H227ZM14 88V87H13ZM43 88V87H42ZM51 88V87H50ZM61 88V87H60ZM112 88V87H111ZM205 88V87H204ZM6 89V88H5ZM10 89H12V88H9V90ZM48 89V88H47ZM65 89V88H64ZM119 89H121V90H119ZM143 89V88H142ZM223 89V88H222ZM1 90V89H0ZM2 90H4V89H2ZM13 90V89H12ZM27 90V89H26ZM57 90V89H56ZM77 90H81V89H78V86H77ZM83 90V89H82ZM95 90V89H94ZM113 90H115V89H113ZM112 90V91H113ZM140 90V88L139 87H132V85H128L127 87L125 86L124 88H118V91H120V96H125V95H133V96H135L139 101H142L144 98H145V96H146V93H144V91H139ZM224 90H225V87H224ZM6 91V90H5ZM4 91V92H5ZM8 91V90H7ZM6 91V92H7ZM15 91V90H14ZM14 91H12L13 93H14ZM24 91V90H23ZM29 91V90H28ZM33 91H34V89H33ZM33 91L31 92L30 91V94L27 96V98L25 99V97H24V99L26 100V105H27V107H29L31 110H29V109H27V108H24L23 110L22 109H20V111H17V112H15L14 114H17V116L18 115H24L25 113H26V111H33V110H36V108H37V106H38V104L40 105V101H39V103L38 104H36L35 103V101L37 100L34 96H32L33 94ZM48 91H50V92H52L51 90H48ZM54 91V90H53ZM75 91V90H74ZM98 92H99V90H97ZM96 91V92H97ZM116 92H117V88H116V90H115ZM115 91H113V92H115ZM165 91V90H164ZM164 91H162V92H164ZM166 91H168V90H166ZM216 91V90H215ZM57 93H58V91H56ZM75 92H77V91H75ZM95 92V93H96ZM169 92V91H168ZM169 92V93H170ZM172 92V93H173ZM210 92V91H209ZM244 92V91H243ZM8 93V92H7ZM11 93V92H10ZM35 93V92H34ZM79 93H80V91H79ZM83 93V92H82ZM168 93V94H169ZM171 93V94H172ZM226 93V92H225ZM12 94V93H11ZM15 94V93H14ZM17 94V93H16ZM46 94V93H45ZM53 94V96L55 97L56 96V94H55V91L53 92V93H51V95ZM78 94V93H77ZM117 94V93H116ZM115 93H114V96L116 95ZM151 94V93H150ZM7 96H8V94H6ZM5 94H1L0 95V104H6V107H8V111L4 114V117H3V119L4 118H6L5 120H6V124H8V122L10 123V119H12V118H9L10 116H11V114H12V111H14V109H18V108H20V107H17L19 104H21L22 105V102H20L19 100V96L17 97L16 95H13V97H12V102H6V98H7V96H6ZM49 95V94H48ZM47 95V96H48ZM61 95H62V93H61ZM65 95H66V93L63 95L64 97H65ZM68 95V94H67ZM67 95H66V97H67ZM80 95V94H79ZM78 95V96H79ZM83 95H84V93H83ZM82 95V96H83ZM118 95V94H117ZM116 95V96H117ZM149 95V94H148ZM219 95H217L218 97H219ZM225 95V94H224ZM227 95V94H226ZM233 95V94H232ZM6 96V97H5ZM12 96V95H11ZM16 96V97H15ZM21 96V95H20ZM53 96H52V98L49 96V99H50V101L53 99L54 100V98H53ZM82 96H79L80 98L82 97ZM85 96V95H84ZM119 96V97H120ZM171 96V95H170ZM177 96V97H178ZM244 96H245V94H244ZM9 97V96H8ZM35 98V101H34V98ZM86 98H87V96H85ZM85 97H83V98H85ZM127 96H125V98H126ZM132 97V96H131ZM130 97V98H131ZM149 97V96H148ZM165 97H169V96H165ZM164 97V98H165ZM176 97V96H175ZM19 100H18V99ZM22 98V97H21ZM47 98V97H46ZM74 98V97H73ZM76 98V97H75ZM125 98H123L124 100H125ZM173 98H174V96H173ZM251 98V97H250ZM8 99V98H7ZM11 99V98H10ZM55 99H56V97H55ZM58 99H60V98H57V100ZM77 99V98H76ZM122 99V100H123ZM127 99H129V98H127ZM135 99V98H134ZM218 99V98H217ZM23 100V99H22ZM21 100V101H22ZM61 100V99H60ZM79 100V99H78ZM83 100V99H82ZM81 100V101H82ZM95 100V99H94ZM115 100V101H114ZM121 99H118V102L120 101ZM131 100V99H130ZM137 100V101H138ZM163 100V99H162ZM177 100V99H176ZM226 100V99H225ZM224 100V101H225ZM232 101H234L233 99H231ZM230 100V101H231ZM245 100V99H244ZM24 101V100H23ZM45 101V100H44ZM56 100H54V102H55ZM81 101L79 102V103H81ZM87 101V100H86ZM137 101H136V103H137ZM138 101V102H139ZM145 101V100H144ZM149 101V100H148ZM171 101H173L172 99H171ZM175 101V100H174ZM224 101H223V103H224ZM231 101V102H232ZM62 102V101H61ZM60 102V103H61ZM75 102H77V100H75L74 101V104H75ZM84 102V105H85V101H83ZM90 102V101H89ZM93 102H95V101H93ZM92 102V103H93ZM132 102H133V100H132ZM150 102V101H149ZM153 102V101H152ZM170 102V101H169ZM181 102V101H180ZM225 102H227V101H225ZM44 103V102H43ZM48 103V102H47ZM59 103V104H60ZM72 103V102H71ZM134 103V102H133ZM143 103V102H142ZM155 103V102H154ZM176 103V102H175ZM178 103H179V101H178ZM214 103V102H213ZM235 103V102H234ZM233 103V104H234ZM25 104V103H24ZM23 104V105H24ZM45 104V103H44ZM67 104V103H66ZM88 104V103H87ZM120 104V103H119ZM138 104H140V103H138ZM153 104V103H152ZM157 104V103H156ZM168 104V103H167ZM227 104V103H226ZM25 105V106H26ZM70 105V104H69ZM76 105V104H75ZM121 105H124V104H121ZM128 105V104H127ZM131 105V104H130ZM130 105H128V106H130ZM133 105V104H132ZM131 105V106H132ZM176 105H178V104H176ZM180 105V104H179ZM178 105V106H179ZM224 105H225V103H224ZM223 105V106H224ZM230 105V104H229ZM50 106V105H49ZM49 106H46V107H48L49 108ZM57 106V104L56 103H53V108L55 109V108H57L56 107ZM59 106V105H58ZM61 106H62V104H61ZM60 106V107H61ZM72 107H70V108H73V105H71ZM80 106H81V109L84 107L83 105H81L80 104ZM79 106V107H80ZM83 106V107H82ZM178 106L176 107V108H178ZM233 106V105H232ZM2 107V106H1ZM41 107H44V105L43 106H41ZM51 107V106H50ZM63 107V106H62ZM68 107V108H69ZM75 107V106H74ZM78 107V108H79ZM87 107V106H86ZM157 107V106H156ZM163 107V106H162ZM180 107V106H179ZM182 107H184V106H182ZM213 107V109L212 110H214V112H212L211 114H213V113H215V107L214 106H212ZM228 107V106H227ZM226 107V108H227ZM231 106H229V109H231L230 108ZM5 108V107H4ZM3 108V109H4ZM23 108V107H22ZM45 108V107H44ZM64 108V107H63ZM66 108V107H65ZM68 108H66L67 110H68ZM77 108V107H76ZM176 108H173L174 110L176 109ZM26 109V110H25ZM66 109H64V110H66ZM121 109V110H120ZM155 109V108H154ZM166 109V108H165ZM173 109H172V111H173ZM234 109H236V107L234 108ZM260 109H262V106H261V108ZM5 110V109H4ZM19 110V109H18ZM57 110V109H56ZM59 110V109H58ZM73 110V109H72ZM135 110V109H134ZM152 110H153V108H152ZM177 110V109H176ZM175 110V112H177ZM185 110V109H184ZM245 110V109H244ZM29 111H28V114H29ZM46 111V110H45ZM63 111V110H62ZM69 111V110H68ZM67 111V112H68ZM77 112H78V110H76ZM131 111V110H130ZM143 111V110H142ZM150 111V110H149ZM167 111V110H166ZM169 111V110H168ZM171 111V112H172ZM180 111V110H179ZM231 111V110H230ZM237 110H235V112H236ZM259 111V110H258ZM41 112H42V109H41ZM41 112H40V114H41ZM50 112V111H49ZM48 112V113H49ZM57 112V111H56ZM155 112V111H154ZM157 112V111H156ZM185 112V111H184ZM184 112H183V114H184ZM242 112V111H241ZM240 112V113H241ZM253 112H255V109H254V111ZM257 112V111H256ZM36 113V112H35ZM38 113V112H37ZM54 114H55V111L53 112ZM59 113H61V111H59ZM69 113V112H68ZM72 113V114H71ZM70 114L71 115H73V113L74 112H71ZM143 113H145L146 115L148 114V112L146 111H144ZM151 113V112H150ZM149 113V114H150ZM173 113H174V111H173ZM230 113H232V112H230ZM234 113V112H233ZM237 113V112H236ZM31 114V113H30ZM29 114V115H30ZM33 114V113H32ZM39 114V115H40ZM44 114V113H43ZM43 114H42V117H46V115L44 114V116H43ZM50 114V113H49ZM69 114V115H70ZM129 114V113H128ZM160 114V113H159ZM158 114V115H159ZM166 114V113H165ZM235 114V113H234ZM238 114V113H237ZM246 114V113H245ZM256 114V113H255ZM255 114H253V115H255ZM3 115V114H2ZM26 115V114H25ZM51 115V114H50ZM57 114H55V116H56ZM77 115V114H76ZM75 115V116H76ZM131 115H133V114H130V116ZM144 115V114H143ZM145 115V116H146ZM155 115H157V114H154V116ZM163 115V114H162ZM186 115V114H185ZM214 115V114H213ZM236 115V114H235ZM239 115H241V114H239ZM34 116V115H33ZM33 116H32V118H33ZM57 116H59V114L57 115ZM179 116V115H178ZM218 116V115H217ZM234 116V115H233ZM232 116V117H233ZM252 116V115H251ZM257 116V115H256ZM264 116V115H263ZM15 117V116H14ZM26 117L27 116H25L24 117V119H26ZM38 116H36V118H37ZM40 117H41V115H40ZM39 117V118H40ZM44 117V118H45ZM62 117V116H61ZM66 117V116H65ZM71 117H73V116H71ZM140 117V118H139ZM139 117L137 118L138 120H137V122L140 124V123H142V122H144V117L141 115L140 116V114H139ZM153 117V116H152ZM181 117H182V114H181ZM181 117L179 118V120H178V122L181 120ZM187 116H185V118H186ZM214 117V116H213ZM235 117V116H234ZM21 118V117H20ZM23 118V117H22ZM38 118V119H39ZM50 118V117H49ZM58 118H60V116L58 117ZM74 118V117H73ZM73 118H70V120L72 121V119ZM132 118V117H131ZM134 118V117H133ZM132 118V119H133ZM149 118V117H148ZM161 118V117H160ZM165 118V117H164ZM245 117H243V116H237L236 115V117H235V125H236V127L238 126V128H239V130H241V132L242 133H244L247 137H245V138H248L249 136H251L252 135V131H253V129H251V126H250V124L248 123V120L249 119H247V118H245ZM2 119V122L4 121ZM41 119V118H40ZM45 119H47V117L45 118ZM44 119V120H45ZM66 119V118H65ZM135 119V118H134ZM145 119H146V117H145ZM167 119H168V117H167ZM188 119V118H187ZM247 119V120H246ZM258 119V118H257ZM19 120V119H18ZM27 120H28V118H27ZM26 120V121H27ZM30 120V119H29ZM28 120V121H29ZM49 120H51V119H49ZM53 120V119H52ZM54 120H55V117H54ZM58 119H56V121H57ZM62 121L64 120V119H61ZM68 120V119H67ZM80 120V119H79ZM91 120V121H92ZM129 120V119H128ZM128 120H127V122H128ZM14 121V122H13ZM27 121V122H28ZM66 121V120H65ZM142 121V122H141ZM168 121V120H167ZM215 121V120H214ZM234 121V120H233ZM258 121V120H257ZM2 122H1V124H2ZM11 122L13 123V124H15V128L13 127L12 128V130H10L9 131V133H7V131H6V133L8 134L7 136H9V139L8 138H6V139H8V143H9V151L11 152V155L9 156V157H11L10 159H12L13 160V162L15 163L14 165L16 166V171L18 172V174L20 175V177L19 178H21L22 176H21V174H26L27 176H28V178L29 179H26V180H28L27 181V183L24 185V186H22V189H20V191L21 190H23L22 192H24V196L26 197V196H33V197H35V199L36 200H33V201H35V203H36V205L39 207H41V208H39V212H40V214L42 213V214H46V215H48V218H49V216H50V221L51 222H47V225H48V223H50L49 225L51 226V227H54L53 228V230H54V236H56V237H58L57 239H59V240H61V241H58L56 244H59V242L61 243V245H62V243H63V246L65 245L66 246V248H67V250H68V254H66V260H67V262H68V264H88V260H87V258L84 256V257H82L81 256V258L78 260V259H76V258H78V257H80L79 255H77L76 253V250L78 249V247L80 246V244L79 243H81L80 241H82V240H80L79 242L78 241H76L75 242V235H78V236H80L79 238H78V240L79 239H83V238H89L91 235H93V234H96V235H98L99 237H101L104 241H102L100 244H98V246L95 248V250H96V253H98V254H96L95 255V253H94V255L93 256H90V258L89 259H95V261L96 262H98L99 264H111V262H112V264H114L115 263V261H114V263H113V260L114 259H112V258H115V256L117 255V257H118V255H120L121 257H124V256H126L127 258H129L130 256H131V254L129 255V251H131L132 252V250H137L138 251V254L140 255V253L141 254H143L142 255V261L147 257V256H154V257H156L157 256V254H158V250L156 251L155 250V248H153L154 247V244L152 243V245H150L149 244V242H148V240H147V238H146V234H144V235H141L142 233H139V230H140V228L139 229H132L134 232L132 233L131 232V230H130V228L128 229V230H126L127 232L126 233H123L124 235H122V234H118V232H119V229H121V232H122V223L121 222H125V217H126V215H129V214H127V213H129V212H131V211H129V212H127V206L128 205H124V206H122L123 205V203L125 202V200H124V202L123 203H116V205H115V208L111 211V214L109 215V216H106V213H107V210L109 209V204H107L106 203V199L107 198H111V196H113V190H114V186L112 185V184H107L108 182L107 181H104V179H102L101 180V182L100 183H98L96 186H95V188H93L92 186H90L89 185V188L87 189V187L85 188L84 186H82V185H80L79 183H80V181L83 179V182H84V175L81 177V175H82V173H86V172H83L85 169L84 168H86V166H84V170H80V167L81 166H79L78 168H77V163H81V162H78L79 161V159H77L78 158V156L76 157H73V156H71L70 154H72L74 151H75V148L76 149H80L79 148V146H80V144L83 142L82 140H79V142H78V144H77V146H75V148L73 147L72 148V150L74 149V151H70V148H68V146L70 147L71 145L69 144V142H70V140H67V138H68V134H67V137H65L66 138V140H67V142H68V144L69 145H67V152H66V154H65V156L63 157L64 158V161H63V163L62 164H59V165H56L55 163L56 162H54V160H51V162H50V164L48 165V173H49V175L46 177V176H43V174L44 173H42V169H40L39 168V166L37 165V166H35V165H32V163L30 164L27 160H25V158L27 159V158H29L30 156H32V155H30V153H32V152H30V151H28V148H29V146L31 145V143H30V140H29V136H28V134H23V132H24V130H25V128H24V130H23V124L25 123V122H23V124H21L20 122L18 123V121L16 120V118H13V120H11ZM21 122H22V120H21ZM31 122H33V121H31ZM39 122H40V120H39ZM42 122V121H41ZM47 122V121H46ZM55 122V121H54ZM68 123H70L69 121H67ZM137 122H136V124H137ZM147 122V121H146ZM155 122V121H154ZM251 122V121H250ZM253 122V121H252ZM4 123H5V121H4ZM4 123H3V125H4ZM44 123H45V121H44ZM52 123V122H51ZM58 123H59V121H58ZM63 123V122H62ZM65 123V122H64ZM67 123V124H68ZM74 123H76V121H74ZM78 124H79V122H77ZM76 123V124H77ZM133 123H134V121H133ZM167 123H169V122H167ZM172 123V122H171ZM0 124V125H1ZM32 124H35V122L34 123H32ZM53 124V123H52ZM51 124V125H52ZM66 124V125H67ZM130 124V123H129ZM153 124V123H152ZM166 124V123H165ZM232 124V123H231ZM252 124H254V123H252ZM9 126H11V124H8ZM7 125V126H8ZM47 125H48V123H47ZM51 125H50V127H51ZM69 125H71V124H69ZM182 125V124H181ZM186 125V124H185ZM234 125V126H235ZM27 126V125H26ZM31 126V125H30ZM39 126V125H38ZM54 126V125H53ZM73 126V125H72ZM75 126V125H74ZM79 126V125H78ZM77 125H76V127H73V130L75 129V128H79ZM81 126V125H80ZM132 126H134V125H132ZM168 126V125H167ZM187 126V125H186ZM190 126V125H189ZM262 126V125H261ZM1 127V126H0ZM5 127H6V125H5ZM32 127V126H31ZM42 127H43V123H42ZM49 127V128H50ZM62 127H64V126H62ZM135 127V126H134ZM149 127V126H148ZM155 127H156V125H155ZM229 127V126H228ZM2 128V127H1ZM8 128H10V127H8ZM28 128V127H27ZM34 128V127H33ZM39 128H41V127H39ZM38 128V129H39ZM81 128V127H80ZM193 128V127H192ZM7 129V128H6ZM28 129H31V128H28ZM36 129H37V127H36ZM37 129V130H38ZM51 129H54L55 130V128H51ZM51 129L49 130V131H51ZM70 129V128H69ZM71 129H72V127H71ZM76 129V130H77ZM173 129V128H172ZM182 129V128H181ZM181 129H179V130H181ZM255 129V128H254ZM263 129H264V127H263ZM0 130H2V129H0ZM137 130H142V134L141 135H138V131ZM168 130V129H167ZM166 130V131H167ZM170 130V129H169ZM184 130V129H183ZM230 130V129H229ZM238 130V129H237ZM238 130V131H239ZM258 129H256V131H257ZM4 131V130H3ZM2 131V132H3ZM26 131V130H25ZM29 131H31V130H29ZM40 131V130H39ZM43 131H44V129H43ZM42 131V132H43ZM59 131V130H58ZM58 131H57V133H58ZM66 131V130H65ZM84 131H85V129H84ZM99 131V130H98ZM100 131V132H101ZM165 131V132H166ZM185 131V130H184ZM188 131V130H187ZM235 131V130H234ZM263 132H264V130H262ZM261 131V132H262ZM35 132V131H34ZM41 132V133H42ZM46 132V131H45ZM56 132V131H55ZM69 132V131H68ZM168 132V131H167ZM166 132V133H167ZM172 132V131H171ZM192 132H193V130H192ZM253 132H255V131H253ZM260 132V131H259ZM4 133V132H3ZM29 133V132H28ZM37 133H39V132H37ZM80 133V132H79ZM78 133V134H79ZM84 133V132H83ZM105 133V132H104ZM173 133H174V131H173ZM189 133V132H188ZM191 133V132H190ZM255 133H257V132H255ZM31 134V133H30ZM44 134H46V133H44ZM48 134V133H47ZM46 134V135H47ZM61 134V133H60ZM77 133H75L72 137H71V139L73 140V138L74 139H76V137L78 136V134L76 135ZM103 134V133H102ZM116 134V133H115ZM259 134V133H258ZM32 135H34V134H32ZM38 135V134H37ZM43 135V134H42ZM45 135V138L47 137ZM50 135H53V134H50ZM81 135V134H80ZM112 135V134H111ZM114 135V134H113ZM124 135H126V136H124ZM167 135V134H166ZM172 135V134H171ZM192 135V134H191ZM197 135V134H196ZM254 135V134H253ZM257 135V134H256ZM262 135V134H261ZM264 135V134H263ZM262 135V136H263ZM4 136V135H3ZM6 135H5V137H7ZM35 136V135H34ZM44 136V135H43ZM121 136V135H120ZM179 136V135H178ZM186 136V135H185ZM257 136H259V135H257ZM37 137V136H36ZM54 137V136H53ZM79 137V136H78ZM78 137H77V139H78ZM122 137V136H121ZM168 137V136H167ZM180 137V136H179ZM264 137V136H263ZM30 138H31V135H30ZM43 138V137H42ZM45 138H44V140H45ZM64 138V139H65ZM81 138V137H80ZM107 138V137H106ZM112 138V137H111ZM116 138V137H115ZM184 138V137H183ZM249 138H252V137H249ZM257 137H254V139H256ZM49 139V138H48ZM108 139V138H107ZM179 139V138H178ZM259 139V138H258ZM34 139H32V141H33ZM53 140H54V138H53ZM65 140V141H66ZM71 140V141H72ZM110 140V139H109ZM183 140H185V138L183 139ZM188 140V139H187ZM190 140V139H189ZM188 140V141H189ZM260 140V139H259ZM34 141H36V140H34ZM37 141H38V139H37ZM52 141V140H51ZM74 141V140H73ZM73 141H72V143H73ZM81 141V142H80ZM123 141V140H122ZM121 141V142H122ZM191 141V140H190ZM228 141V142H227ZM252 141V140H251ZM7 142V141H6ZM41 142H42V140H41ZM41 142H40V144H41ZM49 142V141H48ZM75 142H77V140H75ZM74 142V143H75ZM88 142V141H87ZM106 143L108 142V141H105ZM111 140H110V144H111ZM261 142V141H260ZM34 143V142H33ZM36 143H39V141L38 142H36ZM43 143H45V142H43ZM56 143V142H55ZM66 143V142H65ZM90 143V142H89ZM113 143V142H112ZM119 143V142H118ZM117 142L116 143H114L115 145L116 144H118ZM127 143V142H126ZM180 143V142H179ZM185 143V142H184ZM190 143V142H189ZM236 143V142H235ZM51 144V143H50ZM62 144V143H61ZM187 144V143H186ZM229 144V143H228ZM237 144V143H236ZM251 144V143H250ZM252 144H253V142H252ZM51 145H53V144H51ZM82 145V144H81ZM84 145V144H83ZM82 145V146H83ZM109 144L107 143V146H108ZM113 145V144H112ZM122 145H123V143H122ZM188 145H191V144H188ZM193 145V144H192ZM195 145V144H194ZM7 146V145H6ZM40 146V145H39ZM39 146L37 147V149L39 148ZM50 146V145H49ZM65 146V145H64ZM126 146V145H125ZM130 146V145H129ZM181 146V145H180ZM254 146H256L257 148H258V145H256V143H255V140H254V145L252 146V147H254ZM263 146V145H262ZM53 147L54 148H56V145L54 146L53 145ZM59 146H58V144H57V148H58ZM113 148H114V146H112ZM118 147L119 148H123L120 144H118ZM117 147V148H118ZM150 147V146H149ZM156 147V148H157ZM183 147H184V145H183ZM183 147L181 148V149H183ZM255 147V148H256ZM31 148H33V145L31 146ZM35 148V147H34ZM42 148H43V145H42ZM56 148V149H57ZM85 148V147H84ZM150 148H152V147H150ZM190 148H192V146L190 147ZM260 148V147H259ZM259 148H258V150H259ZM46 149V148H45ZM44 149V150H45ZM124 149V148H123ZM154 149V148H153ZM237 149V148H236ZM235 149V150H236ZM252 149V148H251ZM34 150V149H33ZM38 150H40V149H38ZM37 150V151H38ZM42 150V149H41ZM43 150V151H44ZM52 150V149H51ZM60 150V149H59ZM118 150V149H117ZM141 150V149H140ZM57 151V150H56ZM66 151V150H65ZM78 151V150H77ZM77 151H75L76 153H77ZM104 151V150H103ZM102 151V152H103ZM113 151H114V149H113ZM124 152H125V150H123ZM185 151V150H184ZM247 151V150H246ZM263 151V150H262ZM261 151V149H260V153L261 154H263V152ZM9 152V153H10ZM40 152V151H39ZM51 152V151H50ZM82 152V151H81ZM85 152V151H84ZM83 152V153H84ZM118 152V151H117ZM150 152V151H149ZM183 152V151H182ZM232 152V151H231ZM253 152H254V150H253ZM34 153H37L35 150H34ZM89 153V152H88ZM91 153V152H90ZM234 153H236V151H234ZM51 154V153H50ZM57 154H59V153H57ZM75 154V153H74ZM73 154V155H74ZM79 154V153H78ZM85 154V153H84ZM103 154V153H102ZM141 154V153H140ZM165 154V155H166ZM184 154H186V153H184ZM196 154V153H195ZM54 155H55V153H54ZM53 155V156H54ZM61 155V154H60ZM81 155V154H80ZM79 155V156H80ZM189 155V154H188ZM188 155H187V157H188ZM197 155V154H196ZM196 155H194V156H196ZM234 155V154H233ZM259 155V154H258ZM25 156V158H23ZM50 156V155H49ZM82 156V155H81ZM85 156H86V154H85ZM88 156V155H87ZM90 156V155H89ZM89 156H88V158H86V159H89ZM186 156V155H185ZM197 156V157H198ZM235 156V155H234ZM8 157V158H9ZM56 157V156H55ZM58 157V156H57ZM56 157V158H57ZM61 157V156H60ZM60 157H59V159H60ZM22 158H23V160H22ZM50 158H51V156H50ZM52 158H54V157H52ZM105 158V157H104ZM189 158V157H188ZM242 158V157H241ZM247 158V157H246ZM9 159V160H10ZM30 159V158H29ZM58 158H57V161L59 160ZM85 159V160H86ZM93 159V158H92ZM100 159V158H99ZM121 159V158H120ZM187 159V158H186ZM196 159V158H195ZM201 159H203V158H199L198 159V164H199V162H202V161H206V160H202L201 161ZM244 159V158H243ZM251 159V158H250ZM253 159V158H252ZM263 159V158H262ZM262 159H261V161H262ZM11 160V161H12ZM48 160V159H47ZM82 160H83V158H82ZM91 160V159H90ZM192 160H194V159H192ZM29 163H27V162ZM30 161V160H29ZM35 161V160H34ZM33 161V162H34ZM86 161H88V160H86ZM132 161V160H131ZM197 161V160H196ZM242 161V160H241ZM12 162V163H13ZM30 162H32V161H30ZM59 162V161H58ZM57 162V163H58ZM91 162V161H90ZM98 162V161H97ZM148 162V161H147ZM146 162V163H147ZM193 162V161H192ZM191 162V163H192ZM195 162V161H194ZM207 162V161H206ZM247 162V161H246ZM245 162V163H246ZM249 162V161H248ZM256 162V161H255ZM12 163H11V165H12ZM46 163V162H45ZM61 163V162H60ZM167 164H168V162H166ZM208 162L206 163V165H204L203 167H197V170H199L198 168H200V169H202V171L203 170H205L207 167L209 168V164ZM240 163V162H239ZM245 163H242L243 165L245 164ZM254 163V162H253ZM39 164V163H38ZM98 164V163H97ZM121 164V163H120ZM241 164V163H240ZM247 164V163H246ZM81 165H83V164H81ZM85 165V164H84ZM86 165H87V163H86ZM191 165H194L193 163L191 164ZM252 165V166H251ZM250 166L251 167H253L252 168V170H251V167L249 168L250 169V171L251 172H249V173H251L250 174V177L253 179V182H254V184L255 185H263V180H262V178H261V176H263V175H259V173L260 172H258L257 170L258 169H256L254 166H255V164H254V166H253V164H251ZM264 165V164H263ZM135 166V165H134ZM195 166V165H194ZM193 166V167H194ZM236 166H238V164L236 165ZM247 166V165H246ZM41 167V166H40ZM83 167V166H82ZM192 167V168H193ZM196 167V166H195ZM212 167V166H211ZM214 167H212V168H214ZM241 167H242V165H241ZM240 167V168H241ZM244 167V166H243ZM242 167V168H243ZM100 168V167H99ZM109 168V167H108ZM107 168V169H108ZM191 168V167H190ZM14 169V168H13ZM149 169V168H148ZM167 169V168H166ZM188 169L190 170V171H188ZM211 169V168H210ZM244 169V168H243ZM246 169V168H245ZM248 169V170H249ZM7 170V169H6ZM44 170V169H43ZM87 170V169H86ZM90 170V169H89ZM88 170V171H89ZM95 170V169H94ZM147 170V169H146ZM196 170V171H197ZM240 170H242V169H240ZM260 170V169H259ZM263 170V169H262ZM82 173H81V172ZM92 171V170H91ZM90 171V172H91ZM167 171V170H166ZM208 171V170H207ZM210 171H213L212 169L210 170ZM243 171V170H242ZM80 172V173H79ZM108 172V171H107ZM206 172V171H205ZM76 173V175L75 176H73L74 174ZM124 173V172H123ZM199 173V172H198ZM17 174V173H16ZM117 174V173H116ZM201 174V173H200ZM260 174H262V173H260ZM264 174V173H263ZM45 175H47V174H45ZM118 175V174H117ZM3 176V175H2ZM73 176V177H72ZM88 176V175H87ZM91 176V179H92V177L94 176V174H93V176H92V174L90 175ZM210 176V175H209ZM209 176H207V177H209ZM80 177H81V180H80ZM203 177H204V175H203ZM27 178V177H26ZM97 178V177H96ZM105 178V177H104ZM107 178V177H106ZM128 178V177H127ZM264 178V177H263ZM1 179V178H0ZM18 179V178H17ZM85 179H86V176H85ZM90 179V178H89ZM90 179V180H91ZM94 179V178H93ZM120 179V178H119ZM147 179V178H146ZM158 179V178H157ZM156 179V180H157ZM23 180H25V179H23ZM98 180V179H97ZM105 180H107V179H105ZM243 180V179H242ZM147 181V180H146ZM251 181V180H250ZM22 182V181H21ZM30 182H32V183H30ZM82 182V181H81ZM82 182V183H83ZM93 182V181H92ZM157 182H158V180H157ZM239 182H241L240 183V185H238V183ZM246 182V181H245ZM24 183V182H23ZM90 183H91V181H90ZM89 183V184H90ZM171 183H169V184H171ZM5 184V183H4ZM121 184V183H120ZM248 184V183H247ZM84 185V184H83ZM94 185V184H93ZM222 185V186H223ZM221 186V187H222ZM224 187V186H223ZM228 187V186H227ZM136 188H137V186H136ZM257 189V191H256V193H255V197L253 198V199H255V200H257V198H260L261 199V202H262V204L260 205H258V206H260V208H262L263 207V203H264V191L261 193L260 191H261V189L259 190V188L258 187H256ZM261 188V187H260ZM263 188V187H262ZM77 189V190H76ZM78 189H80L81 191H83V197H84V200H82V202H79V201H77L76 202V200H73V198L71 197V195L73 194V192L76 190V191H78ZM94 190V194L92 195V196H90V192H88V194H86V192L87 191H89V190ZM116 189H117V186H116ZM236 189V190H235ZM14 190H15V196L17 195V193H18V191H19V189H15L14 188ZM118 190V189H117ZM212 190V189H211ZM217 190H219V189H216V191ZM10 191H12V190H10ZM75 191V192H76ZM80 191V192H81ZM115 191V190H114ZM121 191H123V194H121L122 196L121 197H123L124 196V189L122 188V190ZM120 191V192H121ZM232 191V192H233ZM8 192V191H7ZM119 192V193H120ZM206 192H208V191H206ZM205 192V194H208V193H206ZM225 192V191H224ZM78 193V192H77ZM195 193H196V191H195ZM204 193V192H203ZM31 194V195H30ZM76 194V193H75ZM112 194V195H111ZM191 194H192V192H191ZM204 194V195H205ZM232 194V193H231ZM230 194V195H231ZM237 194V193H236ZM238 194V195H239ZM110 195V196H109ZM115 195V194H114ZM247 195V196H248ZM252 195V194H251ZM65 196H69V197H67L66 199H65ZM78 195H76V197H77ZM138 196V195H137ZM176 196H177V194H176ZM193 198H191L190 200H188L187 199V197H186V199H187V201H188V206L189 207H193V205L190 203V202H194L195 201V199L196 198H198V197H194V193H193V195H191ZM190 196V197H191ZM196 196H198V195H196ZM209 196V195H208ZM216 196V195H215ZM224 196V195H223ZM223 196H220L221 198L223 197ZM235 196H237V195H235ZM205 197H207V196H205ZM213 198H214V195L212 196ZM211 197V198H212ZM217 197V196H216ZM215 197V198H216ZM219 197V198H220ZM227 197H228V195H227ZM226 197V198H227ZM230 197V196H229ZM234 197V196H233ZM240 197V196H239ZM11 198H13V197H11ZM27 198V197H26ZM59 198H61V204L60 205H57L58 204V200H59ZM137 198V197H136ZM185 198V197H184ZM202 198H203V196H202ZM210 198V199H211ZM220 198V199H221ZM29 199H31V198H29ZM108 199V200H109ZM122 199V198H121ZM120 199V200H121ZM135 199V198H134ZM223 199V198H222ZM230 199H232V197L230 198ZM234 199V198H233ZM238 199V198H237ZM117 200V199H116ZM146 200V199H145ZM204 200V199H203ZM213 200V199H212ZM235 200V199H234ZM58 201V202H57ZM130 201H132V200H130ZM135 201V200H134ZM136 201H137V199H136ZM210 201V200H209ZM223 201V200H222ZM259 201V200H258ZM129 202V201H128ZM172 202V201H171ZM202 202V201H201ZM219 202V201H218ZM228 202H231V201H229L228 200ZM236 202H237V200H236ZM206 203V202H205ZM207 203H209V202H207ZM211 203V202H210ZM221 203H224V202H221ZM247 203V202H246ZM253 203H255V201L253 200ZM2 204V203H1ZM203 204V203H202ZM226 204V203H225ZM255 204H257V202L255 203ZM19 205V204H18ZM114 205V204H113ZM149 205V204H148ZM191 205V206H190ZM60 206V208H57V207H59ZM122 206V207H121ZM195 206V205H194ZM198 206H200V205H197V207ZM235 206V204L233 205V207ZM256 206V205H255ZM3 207V206H2ZM145 207V206H144ZM143 207V208H144ZM148 207V206H147ZM146 207V208H147ZM157 207V206H156ZM162 207V206H161ZM164 207V206H163ZM167 207V206H166ZM213 207V206H212ZM222 207V206H221ZM227 207V206H226ZM33 208V207H32ZM35 208V207H34ZM126 208V210H124ZM129 208H130V206L128 207V210H129ZM146 208H144V210L146 209ZM176 208H178V205H177V207ZM180 208V207H179ZM194 208H196V206L195 207H193V209ZM231 208V207H230ZM253 208V207H252ZM257 208V207H256ZM3 209V208H2ZM151 209V208H150ZM155 209V208H154ZM153 209V210H154ZM158 209H160V208H158ZM163 209V208H162ZM155 210V211H153L154 212V214L157 216V217H154V218H152V221L150 220V218H149V220H150V222H154L152 225L150 224V226L149 227H154V225H156V223L159 225L160 223H158V220H159V222L162 220V217L163 216H165L166 217V214H167V212L170 210L171 211V209H169V210H167L168 208H165L164 207V211L163 210ZM198 209V208H197ZM234 209V208H233ZM254 209L255 208H253L252 209V211H251V213L250 214H252L253 212H254ZM35 210V209H34ZM33 209H32V211L33 212H35ZM38 210V209H37ZM131 210V209H130ZM148 210V209H147ZM147 210H145V213H146V211ZM211 210V209H210ZM230 210V209H229ZM251 210V209H250ZM29 211H31V210H29ZM118 211V213H116ZM169 211V212H170ZM235 211V210H234ZM263 211V210H262ZM261 211V212H262ZM38 212V211H37ZM148 212V211H147ZM237 212H238V210H237ZM237 212L235 213V214H237ZM264 212V211H263ZM262 212V213H263ZM67 213H72V215L71 216H68V214ZM110 213V212H109ZM143 212H140V214H142ZM145 213H143L140 217L138 216V217H136L135 218V220L136 219H138L139 220V218H141ZM233 212H231V214H232ZM261 213V214H262ZM40 214H38V215H40ZM160 214V215H159ZM161 214H163V216L161 215ZM219 214H221V213H219ZM229 214V213H228ZM230 214V215H231ZM264 214V213H263ZM150 215V214H149ZM152 215V214H151ZM155 215H153V216H155ZM174 215H176V213L174 214ZM179 215V214H178ZM234 215V214H233ZM43 216V215H42ZM173 216V215H172ZM244 216V215H243ZM37 218H36V222H35V224H31L30 223V221L29 222H24L22 225L23 226H25L26 227V229L28 230V231H33V227H35V225H38V224H41V221H43V220H40V216H36ZM164 217V218H165ZM191 217V216H190ZM197 217V216H196ZM237 217V216H236ZM127 219H128V217H126ZM163 218V219H164ZM174 219V221H176L175 222V227H174V229L172 230L173 232V237H171V238H173L172 239V241H174V243H173V245L172 246H174V249H173V247L170 245V247H169V242H167V241H169V240H166V247H167V244H168V248H166L165 249V252H164V254L162 255L163 257H162V259H161V261H160V263H158V264H180V258H178L180 255H178L179 253V249H180V247H181V245L185 242V240H184V236H180L179 234H180V229H178V226H179V228L180 227H184V226H180V223L183 225V224H188V223H186V222H184L183 221V219L181 220V218H180V216H177V217H168V219H164V220H162L161 221V227L160 228H162L163 229V227H167L169 224H170V220L171 219ZM185 218V217H184ZM241 218V217H240ZM239 218V219H240ZM261 216L259 215V216H257V218H256V221L257 222H259L260 220H261ZM41 219H43V218H41ZM78 219V221H76ZM148 219V218H147ZM173 219H172V221H173ZM26 220V219H25ZM74 220L76 221L75 223H74ZM2 221V220H1ZM19 221V220H18ZM26 221H28V220H26ZM128 221V220H127ZM146 221H148V220H146ZM145 221V222H146ZM33 222V221H32ZM46 221H43V223H45ZM136 222V221H135ZM145 222H143L144 223V225H143V227L146 225V223ZM164 222H165V224H164ZM189 222V221H188ZM218 222V221H217ZM42 223V224H43ZM121 223V224H120ZM173 223V222H172ZM171 223V224H172ZM190 223V222H189ZM260 223H261V221H260ZM41 224V225H42ZM76 224V225H75ZM174 224V223H173ZM194 224V223H193ZM46 225V226H47ZM148 225V224H147ZM146 225V226H147ZM189 225V224H188ZM192 225V224H191ZM190 225V226H191ZM216 225L217 226H213V224L210 226L211 227V229L209 230L210 232H211V241L208 243V246H206V247H209V248H211L212 247V250H213V255H216L217 254V252H219V246L220 245H218L219 243L218 242H220V241H218L219 240V238H220V233L222 232V223L220 222H218V223H216ZM22 226V228H24ZM145 226V227H146ZM173 227V226H172ZM192 227V226H191ZM198 227H201V225L200 226H198ZM203 227V226H202ZM248 227V226H247ZM6 228V227H5ZM13 228H15V227H13ZM36 228V227H35ZM147 228V227H146ZM185 228H187L186 226H185ZM184 228V229H185ZM188 228H189V226H188ZM195 228V227H194ZM193 228V229H194ZM12 229V228H11ZM143 229V228H142ZM145 229V228H144ZM151 229V228H150ZM123 230H125V229H123ZM149 229H147V231H148ZM153 230V229H152ZM154 230H155V228H154ZM157 230V229H156ZM159 230V229H158ZM161 230V229H160ZM170 230V229H169ZM199 230H201V229H198V231ZM204 229H202V231H203ZM250 230V229H249ZM142 231V230H141ZM144 231V230H143ZM142 231V232H143ZM163 231H164V229H163ZM205 231H206V229H205ZM11 232V231H10ZM18 232V230L16 231H14V234L15 233H17ZM125 232V231H124ZM146 232V231H145ZM149 232H151V231H149ZM183 232V231H182ZM19 233V232H18ZM17 233V234H18ZM31 233H33V232H31ZM161 233V232H160ZM197 233V232H196ZM206 233V232H205ZM207 233H209V232H207ZM241 233V232H240ZM14 234H13V236H14ZM16 234V235H17ZM20 234V233H19ZM19 234H18V236H19ZM150 234V233H149ZM184 234H185V232H184ZM5 235V234H4ZM10 235V234H9ZM23 235V234H22ZM21 235V236H22ZM33 235V234H32ZM31 235V236H32ZM148 235V234H147ZM196 236H197V234H195ZM204 235V234H203ZM210 235V234H209ZM8 236V235H7ZM21 236H19L20 238H21ZM200 236V235H199ZM198 236V237H199ZM18 237V238H19ZM55 237V238H56ZM77 237V236H76ZM168 237H169V235H168ZM182 237V238H181ZM210 237V236H209ZM208 237V238H209ZM241 237V236H240ZM13 238V237H12ZM17 238V239H18ZM19 238V239H20ZM23 238V237H22ZM21 238V239H22ZM51 238H53V237H51ZM97 238V237H96ZM8 239V238H7ZM21 239L18 241V245L20 244V242H21ZM91 239V238H90ZM93 239V238H92ZM91 239V240H92ZM100 239V238H99ZM12 239H10V241H11ZM52 240V239H51ZM50 240V241H51ZM97 240V239H96ZM205 240V239H204ZM208 240V239H207ZM206 240V241H207ZM221 240V239H220ZM13 241V240H12ZM188 242H189V240H187ZM186 241V242H187ZM194 241V240H193ZM6 242H7V240H6ZM15 242V241H14ZM52 242V245H54V243H55V240L53 239V241H51ZM83 242H87V241H84V239H83ZM95 242V241H94ZM98 242H100V241H98ZM155 242V241H154ZM170 242H171V240H170ZM205 242V241H204ZM9 243V242H8ZM13 243V242H12ZM16 243V242H15ZM39 243V242H38ZM84 243V244H85ZM90 242H88V244H89ZM109 243V244H108ZM206 243V242H205ZM47 244V243H46ZM86 244V245H84V246H86L87 248L88 247H90L91 245L89 244ZM160 244V243H159ZM158 244V245H159ZM188 244V243H187ZM201 244V243H200ZM203 244V243H202ZM16 245H17V243H16ZM15 245V246H16ZM95 245V244H94ZM263 245V244H262ZM0 246H2V245H0ZM12 246V245H11ZM10 246V247H11ZM96 246V245H95ZM111 247V252H112V254L110 255V254H108V258H107V254H106V257H102V254H101V252L103 251V250H105L106 249V247ZM12 247H14V246H12ZM19 247V246H18ZM42 247V246H41ZM57 247V246H56ZM56 247H53L54 249L56 248ZM92 247V246H91ZM155 247H157V246H155ZM172 247V251L171 252H169L168 251V249L169 248H171ZM204 247V246H203ZM16 248V247H15ZM52 248V249H53ZM82 248V247H81ZM86 248V249H87ZM158 249V248H157ZM164 249V248H163ZM67 250H66V252H67ZM92 250V249H91ZM262 250V249H261ZM17 251V250H16ZM48 251V250H47ZM80 251H83V249L81 250H78V252H80ZM50 252V251H49ZM91 252V251H90ZM223 252V251H222ZM222 252H220V253H222ZM264 252V251H263ZM9 253H11V252H9ZM181 253V252H180ZM187 253V252H186ZM226 252H224V254H225ZM75 254L78 256V257H76L75 256ZM86 254V253H85ZM162 254V253H161ZM183 254V253H182ZM224 254H223V256H224ZM235 254V253H234ZM2 255V254H1ZM4 255V254H3ZM22 255V254H21ZM32 255V254H31ZM81 255V254H80ZM178 255V259H176V256ZM64 256V255H63ZM62 256V257H63ZM105 256V255H104ZM138 256V255H137ZM195 256V255H194ZM229 256V255H228ZM231 256V255H230ZM234 256H236V255H234ZM262 256V255H261ZM59 257H60V255H59ZM120 257V258H121ZM134 257H135V255H134ZM220 257H222V255H220L219 256V258ZM240 257V256H239ZM42 258V257H41ZM56 258V257H55ZM137 258V257H136ZM135 258V259H136ZM202 258V257H201ZM234 258H236V257H234ZM237 258H238V256H237ZM264 258V257H263ZM54 259V258H53ZM134 259V258H133ZM176 259V260H175ZM180 259V260H179ZM188 259V258H187ZM246 259V258H245ZM49 260V259H48ZM50 260H52V259H50ZM62 259H60V260H54L53 262H58V263H61L62 261H61ZM65 260V259H64ZM116 260V259H115ZM121 260V259H120ZM123 260V259H122ZM137 260V259H136ZM175 260V261H174ZM192 260V259H191ZM240 260H242L241 258H240ZM91 261V260H90ZM132 261V260H131ZM197 261H199V260H197ZM215 261H217V260H215ZM238 261V260H237ZM236 261V262H237ZM45 262V261H44ZM49 262H51V261H49ZM123 262H125V264H126V261L124 260ZM129 262V261H128ZM135 262V261H134ZM128 263V264H138L137 262H135V263ZM139 262V261H138ZM43 263V262H42ZM57 263V264H58ZM64 263V262H63ZM118 263H119V261H118ZM118 263H116V264H118ZM154 263V261L151 263V264H153ZM194 263V262H193ZM195 263H197L196 261H195ZM194 263V264H195ZM199 263V262H198ZM235 263V262H234ZM238 263V262H237ZM41 264V263H40ZM45 264H49V263H45ZM55 264V263H54ZM65 264V263H64ZM67 264V263H66ZM91 264V263H90ZM97 264V263H96ZM142 264H146V262H142ZM157 264V263H156ZM226 264V263H225Z\"/></svg>", "mask_w": 264, "mask_h": 264}]
</instances>
